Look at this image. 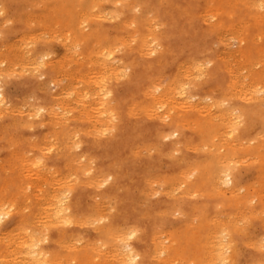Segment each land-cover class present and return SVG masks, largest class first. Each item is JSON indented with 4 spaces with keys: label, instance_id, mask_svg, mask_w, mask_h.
Returning a JSON list of instances; mask_svg holds the SVG:
<instances>
[{
    "label": "rangeland",
    "instance_id": "rangeland-1",
    "mask_svg": "<svg viewBox=\"0 0 264 264\" xmlns=\"http://www.w3.org/2000/svg\"><path fill=\"white\" fill-rule=\"evenodd\" d=\"M1 1L3 2V3H1ZM7 1H9V0H0V4H1V6H0V22H1V20L3 19V21L5 20L6 22H8V20H9V23L7 24V23H5V21L3 22H1L0 23V28L2 27V25L4 26V28H3V30H2V28L0 29V36L2 37V35H4L3 34V32L5 33V37L2 39L1 37H0V39H2V41L0 40V69H1V67H2V69L1 70H3L4 71V73L6 74V71L8 72L5 76H3L2 78H1V82H0V85L1 86H3V89L7 92V95H8V100L11 102V106H13V105H15V106H13V107H11L10 106V109H12V108H16V106H17V109H19V112H20V114H17L16 115V113H15V116H13L12 114H11V112H9V113H7V114H4L3 115V117H0V162L2 163V164H0V188L2 187V185H3V183H7L6 181H10V183L11 184H6L7 186H4L5 188L7 187V189H6V191H9L10 190V192H6V194H5V196H6V198L5 199H7V200H9V199H11L12 201H14L13 199L14 198H12V196L14 197L15 196V199L17 198V200H18V198H19V200L20 201H17V203H19L20 202V204H21V202H22V204L20 205V204H17L15 201H14V203H16V206H18L17 208H16V210L17 211H15V213H14V215H13V217H11V219L8 221V223L4 226V228H3V230H5L6 229V231L5 232H9L8 231V229L10 230V228L12 229V228H17V227H19V226H21V225H23L24 224V222L22 223L21 222V217H20V215L17 213L18 212V208H20L19 209V211L20 210H22V211H25L24 212V214H26L25 216L27 217V215L29 216V217H27V219H26V222L27 221H31V219H32V221H34V220H36V222H35V224L36 225H39L40 223H43V222H45L44 224L46 225V223H47V218L44 216L46 213H45V209H44V207L46 206V205H49L50 206V202H47V204H45L44 202H42V201H44V198L43 197H45V196H48V194L52 191L51 189H52V186H50L49 184H53V182L55 181V180H57V182H58V180H59V178H61V179H68L71 175L73 176H71V179L72 178H74V179H72V180H74L75 181V177H78V179L76 178V181H78V180H81V181H79L77 184H75V188H74V190H73V192H72V194L70 195V202L73 204V213H75V214H77L76 216V219L78 218V217H80V218H78L79 220H82V222L84 221V223L81 225L80 223L79 224H77V225H70V226H68L67 228H66V231H63V233L64 232H67V234H69V238L68 239H70V238H75L74 236H77L78 235V237H80L79 236V234L78 233H80V235H81V237L83 238H85V240L86 241H88L87 240V238H89L90 240H92V241H94L95 239H96V234H95V232H94V227L91 225V224H89L88 223V220H89V218L87 219V217H89L90 216V220H92L93 219V217L95 218V217H98V215H105V214H103V213H107V212H109V202L111 203V205H115L113 208L114 209H111V212L112 213H108V215H110L111 217H112V219H111V221H112V223H114L116 226H118V227H121V228H124V229H130L132 226H133V228L134 229H137V231L139 232V234H138V236H137V238H135V240H140V242H139V244H140V249H141V251L143 252V253H152V252H154V239H152V238H154V236L158 233V232H160V233H164V234H158L157 236H155V238L156 237H160V239H164V241H168V238L166 237V236H168V237H170L171 235L170 234H172V230H173V233H175L176 234V232H177V234H176V236H177V238H178V236H179V238L178 239H183V235H181L182 233H185V235H186V233L188 234V232L189 231H194V229H195V227H194V225H193V223H191V219H192V221L194 222V223H196L195 225H197V223L198 222H196V220L199 218V215H196V214H199V212H196V211H200L199 209L201 208V207H203L204 205L203 204H205L206 203V205L207 206H204V207H207L208 208V217L211 219V218H213L212 216H214V218H213V221L216 219V221H214V223L215 224H218L219 222H220V220L222 221V220H224L225 219V217H226V220H227V218L231 215V216H234V217H236L237 218V222L241 219V218H244V217H242L243 215H245V213H246V211L248 210V209H246V207H248V205L245 207V206H239V211L237 210V208L234 206V203H231L230 205H228L227 203L228 202H226V201H229V200H231L232 201V199H235L233 196H231V195H226V197L225 198H223V199H225V201L223 202V201H220L221 199H219V200H214V199H212V198H208L205 194H204V196L202 195V194H198V193H194L195 195L196 194H198L197 195V197L196 198H194L192 195H191V197H189L188 196V199H186V201L184 202V204H182V206H183V213H181V212H179V211H182V210H177V206H178V202H176L175 201V199H177V198H180V194H182L181 193V190H176V191H174V194L172 193V188L171 187H169L170 185H169V183H167L166 182V180L167 179H165V180H163V176L162 175H164L165 174V178H168V180H173V182L175 183V186L174 187H176V183H178V181H179V178L177 177V176H179V174H178V171H179V173H182V172H184L185 170H183L184 168H186V170H188V168H189V166H190V164L191 165H194L195 164V161H196V164H198L199 162H201V163H203V159L205 158V159H207L206 157H208V154H207V151L209 150H207L205 147V149L203 148V147H201V145L203 146V142L204 141H202V139L204 140V138H201L202 136L200 135V130H197V129H199L198 127L200 126L199 125V118H200V114L199 113H196V112H193V111H190L191 113L190 114H192L191 116H189L190 114H185V112L186 113H188V111L190 110V108L189 107H187L188 109L187 110H185V112H184V110H178V112H183L185 115H186V118H188V119H186V122L189 124H187L186 122H183L182 123V125H181V128L179 129L181 132L179 133V137L177 138V137H175L173 140H177V139H179V140H181L182 142L181 143H179V144H177V145H179V146H174V147H169V143H170V141H167V140H164L163 139V136L161 135V134H163V131L166 133L167 132V127H166V125L165 124H160L159 123V115H162L163 113H164V110H166L165 109V107L164 108H160L159 110H157V112L158 113H162V114H159L158 115V113H157V115L156 114H154L153 116L154 117H152V116H148L147 115V113H146V111H145V113L146 114H142V115H139V116H136V114H138L139 112H140V114L145 110H143V109H141L142 107H141V105L142 106H144V102H145V96H144V92H145V90L149 87V86H151L152 85V83H153V81H154V79H155V81H157V79H156V77L158 78L160 75H161V77H159L158 79V82H160V81H162L161 83H162V85H166L168 82H169V79H171L172 80V78H173V80L175 79V80H178L179 78V80H180V84L181 85H185L186 84V86L188 87V89H192L191 91H188L189 92V94L192 92L193 94H194V96H196L197 98H198V95H199V97H202V99H204L203 101H202V103H201V106H205V104H203V103H209L210 101L208 100V101H206V102H204L205 101V97H207V96H211V97H213V99H219L220 97L221 98H223L225 95H226V93L227 94H229L230 93V83H231V81L230 80H232V78H236L235 77V74H239L238 75V78H239V76H241L239 79H244V76H243V73H244V75L246 76L248 73H252L253 71L254 72H259V70H258V66L260 65L261 67H259L260 69H262L263 67V63L262 64H259V62L261 63L263 60H264V55H260V52H258V50L260 49V48H262V49H264L263 47H264V24H263V22L261 23V28H260V24L259 23H257L258 24V27L259 28H257L256 26H257V24H255L256 23V21H255V23H253L254 22V20L253 19H251L252 18V15H248L247 14V12H248V10L253 14V15H255L258 19H257V22H260V15H261V12H262V10H263V8H261L262 10H261V12H258V11H260V9H258V8H249V7H247L246 5H243L242 3H241V1L243 2L244 0H239V3H241V4H237V0H222V2H224V1H226V2H224L225 4H222L221 3V0L220 1H215L216 3H214V1L212 2L211 0H138L139 2H140V4H141V2H143L142 3V5H144V3L146 4V6H142L141 8H140V11H137V12H144V9H147V16H152L153 14L155 15H157L158 17H159V19H160V24L162 23L163 24V26L162 25H160V30L162 31V51L159 49V51H158V53H157V55H151V56H145V55H141L140 53H139V51L137 50V49H135V50H133L130 46H129V43L128 42H130L129 40L132 38V32H133V28H134V30L136 29L134 26H136V25H130L131 27H129V26H127L128 28L126 29V26L124 25V24H126L127 23V21L130 23L131 21L130 20H133L134 19V15H135V17L136 16H142L141 14L142 13H138V14H140V15H137V12L135 11H129V10H127V9H125L124 10V15L123 14H120V16L122 15V17H117V18H114L113 19V17H112V21L111 20H109V19H111L110 17L113 15V14H115V13H112L111 11L112 10H114L115 11V6H113V4H112V0L109 2V0H107V2L106 1H103V0H96L95 2H96V4H95V6L94 7H97V4L98 3H100L101 1H103V2H106V4L104 5V7L102 6L101 7V5H102V2L100 3V5H98L99 6V8H100V10L102 11V9L104 8L105 9V11H104V9H103V11L104 12H106V10L108 9V11L109 10H111V11H109V13H108V18H107V20L108 21H106V19H105V17H103V15L105 16V13H103V11L102 12H99L98 13V8H94L93 7V9H85L84 7H82V8H79V7H77V6H79L78 4H74L75 6H76V8H77V11H75V13H73L74 15H76V17H78V18H75L74 17V15L73 14H70L72 17H70V15H68V11L67 10H65V9H61L60 8V3H59V1L58 0H54L53 2L51 1V0H45V1H43V0H23V1H25V2H22V0H10L9 2H7ZM13 1H14V3H13ZM28 1H30V2H28ZM32 1H34L33 3H31ZM35 1H37L38 3V6H40L39 7V9L37 8V4H35ZM46 1H48V2H46ZM74 1V0H73ZM100 1V2H99ZM134 1V0H133ZM135 1H137V0H135ZM206 1V2H205ZM211 1V2H210ZM228 1V2H227ZM231 1V2H230ZM236 1V5L234 4V2ZM254 1H257V0H254ZM258 1H260V0H258ZM19 2H22V3H19ZM28 2V3H27ZM39 2H41V3H39ZM52 4H51V3ZM128 2H129V0H128ZM130 2H132V0H130ZM262 2L264 3V0H262ZM14 5H13V4ZM84 4H85V7H87L88 5H89V1L88 0H84V2H83ZM92 3V2H91ZM207 3V4H206ZM214 3V4H213ZM222 4L223 5V7L221 6V7H216L218 4ZM226 3H230L229 5L228 4H226ZM233 3V4H232ZM18 4V5H17ZM27 4V5H26ZM30 4V5H29ZM48 4V5H47ZM67 4V5H66ZM65 4V7H67L68 9H69V11L71 10V8H72V6L71 5H69L70 4V1L68 2V3H66ZM71 4H73V3H71ZM34 7H33V6ZM46 5V6H45ZM51 5H52V9L50 8L51 7ZM121 4H119L118 5V7L117 8H121V6H120ZM177 5V6H176ZM210 5V6H209ZM213 5H215V7H216V9H214V10H216V12H214L213 11V13H218L219 15L218 16H220L221 18L219 19V17H218V19H217V17H215V18H213V20L215 19V20H217L216 22H215V20H214V22H213V20H212V17H211V15H209L210 13H212V11H210L209 9H211V6H213ZM224 5H225V7H224ZM235 7H234V6ZM238 5V6H237ZM27 6V7H26ZM32 7L34 10H32V8H30V7ZM49 6V8H48V10L52 13V11L53 12H55V10H60L59 11V13H61V14H59V13H57L58 15H61V16H58L57 14L55 15L54 13H50V12H46V11H48L47 10V7ZM191 6H192V8H191ZM230 6V7H229ZM232 6H233V8H232ZM240 6V7H239ZM6 8V9H4V8ZM151 7V8H150ZM206 7V8H205ZM208 7V8H207ZM228 7V8H227ZM237 7H239L238 9H237ZM243 7V8H242ZM13 8V9H12ZM37 8V9H36ZM41 8V9H40ZM75 8V9H76ZM122 8L124 9V5H123V3H122ZM142 8H144V9H142ZM183 8H185V9H183ZM248 8V9H247ZM21 9V11H18V10H20ZM27 10V9H29V10H31V12H29V10H27V11H24V10ZM80 9V10H79ZM82 9V10H81ZM204 9H205V12H204ZM229 10L230 9V11L232 12V9L234 10V12L232 13V15H229V16H227V13H224V11H226V12H229V11H227V10ZM258 9V10H257ZM13 10V11H12ZM15 10V11H14ZM17 10V11H16ZM41 10V11H40ZM52 10V11H51ZM96 10H97V12H96ZM211 10H213V9H211ZM243 12H242V11ZM257 10V11H256ZM5 13H4V12ZM85 11V12H84ZM86 11H88V13L86 12ZM90 11V12H89ZM107 11V12H108ZM113 11V12H114ZM208 11H210V12H208ZM258 12V14H256V12ZM1 12L3 13V15H1ZM11 12V13H10ZM16 12H17V14H16ZM18 12H19V14H18ZM97 13V15L98 14H100L101 15V17H100V15H99V17L97 16V18H95L94 17V21L92 20L93 18H91L90 17V15H89V13H92V15L91 16H94L96 13ZM134 12V13H133ZM186 12H188V13H186ZM200 12H202V14L200 13ZM250 12H248V13H250ZM254 12V13H253ZM29 13H31V14H29ZM47 15H46V14ZM62 13L64 14L63 16H62ZM81 13H82V15H81ZM94 13V14H93ZM151 13H153V14H151ZM207 13V14H206ZM209 13V14H208ZM236 13V14H235ZM263 13H264V11H263ZM262 13V14H263ZM30 15V17H32V19L29 17V16H27V15ZM33 14H39L38 16L41 18H39V19H37L38 18V16H35V15H33ZM51 14V15H50ZM54 14V15H53ZM77 14H79V15H77ZM83 14L86 16H83ZM89 16V18L87 17V15ZM144 14V13H143ZM189 14V15H188ZM201 16H200V15ZM206 14V15H205ZM221 14H226V15H221ZM238 14H239V16H238ZM245 14H247V15H245ZM8 15H9V17H8ZM13 15V16H12ZM32 15V16H31ZM45 15H46V18H45ZM107 15V14H106ZM194 15V16H193ZM203 15H205V16H207V15H209L210 16V18L207 16V18L205 17V16H203ZM6 16V17H5ZM12 16V19L10 18ZM15 16H17L15 19H14V17ZM44 16V17H43ZM52 16V17H51ZM60 17V19L59 18H57L56 20H55V18H53V17ZM66 16V17H65ZM70 17V19H72V20H75L76 22H77V25L74 23V22H72V20H67V17ZM230 16H234L232 19H230ZM19 17V18H18ZM27 17L29 18V19H27ZM68 17V18H69ZM73 17H74V19H73ZM82 17V18H81ZM229 17V18H228ZM5 18V19H4ZM55 20V21H53L52 22V20L53 19ZM64 18H66V20H67V22H68V24H69V21H70V25H74V26H72V28L70 27V25H68L67 24V26H66V20L64 19ZM103 18V19H102ZM123 19V21L121 22L120 20L121 19ZM194 18H195V20H194ZM243 18V22H245L244 23V25H243V22H241V19ZM8 19V20H7ZM18 21H17V20ZM43 19H45V22H43L44 20ZM48 19H50V22L49 21H47ZM80 19H84V21H82V20H80ZM100 19V20H99ZM115 19H118L117 21L115 20ZM197 19V20H196ZM208 21L207 23H206V20ZM239 19H240V22H239ZM245 19V20H244ZM26 20H28V21H26ZM30 20H32V21H30ZM35 20H37L36 21V23L37 24H35ZM39 20V21H38ZM42 20V21H41ZM65 21V23L64 22H62V21ZM95 20L98 22L99 21V23H95ZM104 20V21H103ZM209 20H210V22H209ZM212 20V21H211ZM219 20H221V21H223V22H221V21H219ZM11 21V22H10ZM13 21L15 22V23H13ZM82 21V22H81ZM87 21V22H86ZM103 21V22H102ZM221 22L223 25H225L226 27H227V29H226V27L224 28H222V29H219L218 31H217V29H218V25H217V22ZM246 21L248 22V24L246 23ZM21 22V23H20ZM31 22V23H30ZM34 22V23H33ZM43 23V24H41V23ZM79 22H81L82 23V26H81V23H79ZM90 22V23H89ZM102 22V23H101ZM119 22V23H118ZM125 22V23H124ZM230 22H231V26L229 25L230 24ZM232 22H235V23H232ZM252 23V24H254L255 25V27H253L254 25H249V23ZM3 23V24H2ZM23 23V24H22ZM27 23H29V25L27 24ZM46 23H47V25H46ZM51 23L54 25L53 26V31H54V27L56 28L55 29V32H59V31H61V32H59L58 34L57 33H53V31H52V29L51 30H49V27H51L52 25H51ZM58 23V24H57ZM62 23V24H61ZM129 23L128 24H126V25H129ZM241 25V26H245L246 28L248 27L247 25H249V26H251V27H248L249 28V30L247 31L248 33L245 35V34H243V32L241 33L242 35H245V37H243L241 34H239L240 32H241V30L243 31L244 29H246L245 27H243L244 29H240L241 28V26L239 27V24ZM2 24V25H1ZM41 26H40V25ZM46 25V27H45V25ZM55 24H57V25H55ZM80 24V25H79ZM86 24L88 25V27L86 26ZM116 24V25H115ZM119 26H118V25ZM165 24V25H164ZM5 25H6V28H5ZM31 25V26H30ZM59 25H61V26H65L66 28H68V27H70V28H68V32H69V30H72L73 31V34H71V32L72 31H70L69 32V37L67 38V31H66V29L64 28L63 30H61L62 28H60L59 29ZM77 26V29H76V26ZM93 25H95L94 27L95 28H93ZM97 25H99V26H97ZM214 25H216L215 26V28H214ZM227 25H229L230 27V29L228 28V26ZM12 26V27H11ZM25 26H26V28H25ZM30 28H29V27ZM32 26H34L35 28L33 29V27ZM59 26V27H58ZM79 26V27H78ZM80 26H81V30H82V32L84 33L85 32V34H87L86 33V31L88 30V33H90V34H92L93 32L95 33V34H93V37H91V41L90 42H88V46H84L83 47V45L84 44H81V45H78V46H82V47H79V48H77V46H73V44H71V43H73V40H75V39H73L72 38V36L74 37V38H76L77 37V34H78V30L80 29ZM83 26L85 27V28H83ZM104 27V29H102V31H100L101 30V28H99V27ZM116 26V27H115ZM147 26V25H146ZM27 27H28V30H24L23 28H25V29H27ZM105 27H106V33H105V35L107 34V38H105L104 37V31H105ZM111 27H113L112 29H109L108 30V28H111ZM237 27V28H236ZM79 28V29H78ZM89 28H92L91 30L89 29ZM98 28V29H97ZM138 28V27H137ZM231 28H232V30H231ZM234 28V29H233ZM14 29V30H13ZM16 29L18 30L19 29V31L20 32H18V31H16ZM58 29V31H56ZM95 29H97L96 31H94ZM116 29V30H115ZM213 29H215V30H213ZM235 29H236V31H235ZM258 29H263L261 32H260V30H258ZM2 30V31H1ZM8 30H9V32L10 31H14V32H16V33H14L13 31L11 32V33H9L8 32ZM43 30L45 31V32H43ZM122 30V31H121ZM128 30V31H127ZM238 30V31H237ZM23 31H25L24 33L26 34V36L24 37V33H23ZM30 33L29 35H28V32ZM34 31V32H33ZM40 31H42L43 32V34H41L42 32H40ZM51 31H52V34H51ZM92 31V32H91ZM100 31V32H99ZM216 31V32H215ZM228 31H229V33H231V34H229L228 33ZM245 31V30H244ZM259 31V33H260V36L257 34V32ZM2 32V33H1ZM21 32H22V34H21ZM63 32V33H62ZM64 32H65V34H64ZM76 32V33H75ZM97 32H99L98 33V35L99 36H101L102 34H103V37H104V39L106 40H103V39H101V41L104 43V45H102V42H101V47H99L100 45H98V44H100L99 42H98V38H96L98 35L96 34ZM18 33V34H17ZM47 34V35H45V34ZM125 33H126V36H125ZM129 33H131V34H129ZM146 33V32H145ZM225 33V34H224ZM228 33V34H227ZM33 34V38H34V40H33V38H30L31 37V35ZM39 34V36L41 37H39V36H37ZM57 34V35H56ZM64 34V35H63ZM123 34V35H122ZM128 34V35H127ZM229 36V37H226L227 35ZM237 34V35H236ZM255 34V35H254ZM21 35V36H20ZM42 35H44V38H42ZM49 35V36H48ZM54 35V36H53ZM61 35V36H60ZM94 35H97V36H95V38H94ZM120 35H121V37H120ZM166 35V36H165ZM225 35V36H224ZM235 35V36H234ZM257 35V37H255ZM19 36H20V38L21 39H24L23 40V42L24 41H26L27 43L28 42H30L32 45H34V46H32L30 43V45L28 46V44L25 42V43H23V44H25V46H28V49H30V50H28L29 52L31 51V53L30 54H28V53H25V52H28V51H26L27 50V47H25V46H22L21 44H22V40L19 38ZM45 36H48V38L50 39V41H47V40H49V39H47V37H45ZM55 36H57V37H55ZM61 37V40H60V37ZM109 36H111V37H109ZM114 36H116L118 39H117V41L116 40H114L113 38H114ZM123 36V37H122ZM125 36V37H124ZM131 36V38H129ZM172 36V37H171ZM240 36H242V37H239ZM251 36H253L252 38H251ZM24 37V38H23ZM27 37H28V39L30 38L31 39V41L33 42H31V41H29L28 39H27ZM56 39H55V38ZM59 37V38H58ZM67 38V39H65V38ZM70 37H71V40H70ZM121 38V40H120V38ZM126 37H127V39H126ZM231 37V38H230ZM234 39H236V40H234V41H236L235 43L233 42V38ZM259 37V38H258ZM14 38L16 39V40H14ZM46 38V40H44ZM63 38V39H62ZM110 38V40H109V42L107 41L108 39ZM224 38H226L227 40H225ZM230 38V41L228 42V39ZM242 38H246V39H250L251 41H253V43L251 42V41H248L247 40V43L246 44H242V48H244V50H250L251 51V53H252V55L254 56L255 55V60L254 61H256V63L255 62H253V65L254 66H247V65H244V63L241 61L242 60V56L240 57V55L242 54H237L238 52L237 51H239L240 52V50H238V49H240L239 48V46H240V44H239V41H237V40H240V39H242ZM11 39V40H10ZM18 39L20 40V41H18ZM26 39V40H25ZM58 39V40H57ZM65 39V40H64ZM73 39V40H72ZM97 40V42H95ZM126 40H128V42L126 41ZM37 41H38V43H37ZM69 41V42H68ZM113 41H115V42H113ZM118 41H120L121 43H122V45H119V43L120 42H118ZM226 41L228 42V43H226ZM232 41V43L230 44V42ZM255 41H257V42H255ZM261 42V43H259V42ZM263 41V42H262ZM19 42L21 43V44H19ZM63 42H65L64 44H62ZM95 42V43H94ZM116 42H118V43H116ZM222 42V44H219V43H221ZM223 42H225V43H223ZM5 43H7V45H8V47L6 46V44L4 45ZM9 43H11V45H9ZM15 43V44H14ZM74 43H75V41H74ZM91 43H94V46H95V44H96V46L99 48V52L97 53V47L95 46V48L93 49V45L91 44ZM107 43V44H106ZM113 43H115V45H118L117 47H119V48H117V47H115L114 46V44ZM120 43V44H121ZM252 43V44H251ZM256 43H257V45H256ZM1 44H3L2 45V47H1ZM36 44V45H35ZM43 44H45V45H43ZM67 44H69V45H67ZM71 44V45H70ZM219 44V45H218ZM223 44H225V45H223ZM227 44H228V46L230 47V49H229V47L227 46ZM238 44H239V46H238ZM19 45H21V46H19ZM106 45V46H105ZM107 45H112L111 47L110 46H108L109 47V49L107 48ZM217 45V46H216ZM232 45V46H231ZM252 45V46H251ZM254 45V46H253ZM258 45L260 46V47H258ZM4 46H6L5 48H4ZM70 46V47H69ZM72 46L75 48H72ZM91 48H90V47ZM123 46H126V48H122ZM10 47H14L12 50L14 51H12V50H9L10 49ZM22 47V48H21ZM24 47V48H23ZM89 47V48H88ZM106 47V48H105ZM129 47V48H128ZM236 47V49H237V51H236V49H234V48ZM252 47V48H251ZM9 48V49H8ZM15 48H16V50H15ZM21 49V51H20V49ZM26 48V49H25ZM67 48H68V50H69V52L70 51H77L78 52V50H81L82 51V53L85 55V54H88L87 55V57L86 56H81L82 54H81V52L79 51V53L78 54H76L77 52H75L74 51V53L76 54H74L73 52H71V53H69L68 52V50H67ZM69 48H71V50L69 49ZM83 48V49H82ZM88 48V49H87ZM105 48V51H107V50H110V51H112L113 53V56H110V57H113L114 58V60H111V58L110 57H108L107 56V58H109L113 63H111V65L110 64H108L107 62H110V60L109 61H106V58L105 59H103V62L102 61H99V59L101 60V56H102V54H104V49ZM114 48H116V49H114ZM246 48V49H245ZM247 48H250V49H247ZM4 51V53L5 54H2L1 52H2V50ZM5 49V50H4ZM103 50V53L102 52H100V50ZM234 50V53H233V50ZM23 50H24V52H23ZM93 52H92V51ZM120 50V51H119ZM121 50H122V52H121ZM123 50H125V52L123 51ZM131 50V52H129ZM211 50V51H210ZM213 50V51H212ZM226 51V52H224V51ZM228 50H231V51H228ZM257 50V51H256ZM10 51L12 52V57H11V54H10ZM17 51V52H16ZM33 51H35V53L33 52ZM49 51V52H48ZM88 51V52H87ZM242 51H243V49H242ZM9 52V53H8ZM22 52L23 53H25V54H22ZM48 53V57L49 58H47V59H45L46 61H44V63L46 64V65H48V68L46 69V70H44V69H42V68H38V71H36L37 69H36V67H35V65L33 66V64L31 63L32 62V60H34V59H36V57L38 56L39 58H40V56L42 55V54H45V53ZM55 52V53H54ZM65 52L67 53V54H65ZM119 52V53H118ZM229 54H228V53ZM244 52V51H243ZM21 54V57H22V59H21V57H20V55L19 54ZM53 53V54H52ZM64 53V54H63ZM100 53V54H99ZM115 53V54H114ZM220 53V54H219ZM222 53V54H221ZM19 56H18V55ZM31 54H32V57H31ZM71 54V55H70ZM81 54V55H80ZM96 54V55H95ZM200 54H202V55H200ZM219 54V55H218ZM226 54V55H225ZM5 56V58H4V56ZM40 55V56H39ZM53 55H55V56H53ZM65 56L66 57V59H67V62H66V60L64 59L65 57H60V56ZM67 55H68V57H69V55H70V57L69 58H67ZM75 55V57L73 58V56ZM94 55V56H93ZM98 55V56H97ZM220 55L222 56V57H220ZM237 55L239 56L238 58H239V60H238V58H237ZM18 56V57H17ZM23 56H24V59H23ZM26 56V57H25ZM30 56V57H29ZM89 56V57H88ZM91 56V57H90ZM100 56V58H96V57H99ZM230 56V57H229ZM259 56V57H258ZM8 57H10L11 59H9ZM14 57H16V59L17 60H19V59H21L23 62H21V60H19L18 62L15 60V58ZM38 57H37V59H38ZM61 59H60V58ZM74 59V61H75V63H74V61H73V59ZM80 57H83V58H81L80 59ZM102 57H106L105 55H103ZM137 57V58H136ZM206 57V58H205ZM208 57V58H207ZM218 57V58H217ZM220 57V58H219ZM224 57V58H223ZM229 57V58H228ZM27 58L29 59V60H27ZM30 58H32L31 60H30ZM59 58V59H58ZM86 58H88L87 60H90V61H92V63L93 64H95V66H93V64L91 65V62L89 63V61H87V60H84V59H86ZM91 58V59H90ZM95 58L97 59L96 60V62H95ZM115 58H117V60L118 61H115L116 59ZM136 60H135V59ZM190 58H193V59H191L190 60ZM204 60H203V59ZM210 58V60H211V62H210V60H209V62H208V59ZM13 59L16 61V62H13ZM69 59V60H68ZM77 59V60H76ZM78 59H79V61H78ZM94 59V60H93ZM121 59H122V62L126 65H124L122 62H121ZM132 59H134V62L135 61H137V62H132L133 60ZM206 59V60H205ZM212 59H215V60H212ZM3 60H5L4 61V63H2L1 64V61H3ZM71 60V61H70ZM108 60V59H107ZM120 60V61H119ZM190 60V61H189ZM199 62H198V61ZM204 62L203 64H202V62ZM261 60V61H260ZM7 61H9L8 63H7ZM39 61V60H38ZM49 61H51V62H49ZM132 63H131V62ZM184 62V64H183V66H182V63ZM196 63L194 66H195V68L197 69H195L194 68V66H193V64H191V63ZM206 61V62H205ZM216 61V62H215ZM229 61V62H228ZM22 64H21V63ZM35 62V61H34ZM49 62V63H48ZM72 62V63H71ZM86 62H87V64H86ZM99 63V64H101V65H96V63ZM102 62V63H101ZM104 62H106L107 64H108V66L106 65V63H104ZM120 62V63H119ZM130 62V63H129ZM190 63L189 64V66H188V64L187 63ZM201 62V63H200ZM231 62V63H230ZM241 62V63H240ZM18 63H20V64H18ZM29 63V64H28ZM51 63V64H50ZM66 63V64H65ZM74 63V64H73ZM76 63H78V64H76ZM83 63V64H82ZM88 63H89V65H91V68L89 69L88 68ZM104 63V64H103ZM117 63H119V65L121 66V63L123 64V66H121V67H123V69H125L126 67H128L129 68V71L127 72L128 73V75H127V78L126 79H118V76H116L115 74H116V71H114L115 69L114 68H121V67H119V65L117 64ZM128 63V64H127ZM180 63V64H179ZM186 63V64H185ZM199 63V64H198ZM208 63V64H207ZM217 63V64H216ZM229 63V65L231 64V65H233V63H234V69H233V67L230 65H227ZM4 64V65H3ZM10 64H12V66H13V68H11V69H13V70H10L9 71V68L10 67H12V66H10ZM16 64V65H15ZM17 64L19 65V67L17 66ZM61 65V69H59L60 67H58V66H60ZM69 64H71L70 65V67H69V69L68 70H70V71H73L74 73H72V72H70V71H66L67 70V66L69 65ZM86 66H85V65ZM103 64V65H102ZM118 65V66H116V65ZM201 64V65H200ZM207 64V65H206ZM211 64H213V65H211ZM239 64L241 65V66H239ZM259 64V65H258ZM3 65V66H2ZM14 65H15V67H14ZM26 65H28L26 68H25V66ZM114 65V66H113ZM131 65H133V66H131ZM149 65H150V67H149ZM186 65V66H185ZM198 65H200V66H198ZM206 65V66H205ZM211 65V66H210ZM220 65V67H218ZM226 65V66H225ZM236 65H238V66H236ZM257 65V66H256ZM20 66H22V67H20ZM29 66H31V67H29ZM93 66V67H92ZM107 66V67H106ZM112 66H113V68H112ZM178 66V67H177ZM182 66V67H181ZM187 68L188 67V70L185 68V67ZM198 66V67H197ZM203 66L205 67V68H203ZM209 66V67H208ZM247 66V67H246ZM17 67V68H16ZM111 67V68H110ZM192 67H193V69H192ZM225 67V68H224ZM226 67H230L229 68V71H231L232 72V74H229V72L228 71H226L227 69H226ZM237 67H239V69L237 68ZM242 69H241V68ZM246 67V68H245ZM251 67H253V69H251ZM255 67V68H254ZM8 68V69H7ZM16 68V69H15ZM25 68V69H24ZM54 68V69H53ZM65 68V69H64ZM71 68V69H70ZM93 68V69H92ZM128 68H126V69H128ZM181 68H183V69H181ZM203 68V69H202ZM218 68V69H217ZM222 68V69H221ZM244 68H245V70H244ZM247 68H248V70H247ZM62 69H64V70H62ZM92 69V70H91ZM101 69V70H100ZM179 71H178V70ZM189 69H192V70H189ZM249 69H250V71H249ZM20 70H21V74H22V72L24 71V73L22 74V77H20L19 75H21L20 74ZM23 70V71H22ZM28 70H30V71H28ZM91 70V71H90ZM200 70V71H199ZM206 70V71H205ZM208 70V71H207ZM239 70V71H238ZM242 70V71H241ZM247 70V71H246ZM251 70H252V72H251ZM17 72L16 74H17V76L13 73V72ZM26 71H28V73L26 72ZM35 71V73H33V72ZM59 71H62V72H60L59 73ZM95 71V72H94ZM98 71V72H97ZM101 71V73H99ZM185 72V73H187V71L190 73L191 72V74H189V73H187L186 74V76H182L181 75V72ZM192 71H194V74H192L193 72ZM202 71V72H201ZM12 72V73H11ZM41 72V73H40ZM65 72V73H64ZM183 72H182V74H183ZM197 72V73H196ZM198 72H201L199 75H202V78L200 77V76H198ZM205 72L206 73H209V74H206L205 75ZM230 72V73H231ZM236 72V73H235ZM242 73V75H241V73ZM247 72V73H246ZM10 73L12 74L11 75V78H9L8 79V77H10ZM27 73V74H26ZM63 73V74H62ZM84 73H85V76H90L88 73H93V74H95V75H92L93 76V78L95 79V78H97V79H99V81H101V84L99 83L98 84V81H96V80H93V78L92 79H90V81H89V79L87 80V78L85 79L84 77H82V76H84ZM97 73H99V74H97ZM104 73H106V74H104ZM178 74V76H176L177 74ZM180 73V74H179ZM185 73H184V75H185ZM234 73V74H233ZM33 74V75H32ZM66 74V75H65ZM69 74H72V75H69ZM77 74V75H76ZM105 75V76H103V75ZM111 74V75H110ZM189 74V75H188ZM197 75V77L199 78V80H198V78H196L194 75ZM204 74V75H203ZM14 75L16 76V77H14ZM34 75H37V76H34ZM41 77H40V76ZM45 75V76H44ZM58 75V76H57ZM64 77H63V76ZM67 75H69L70 76V79H69V76H67ZM98 75L100 76V75H102L101 76V78L103 77L104 79L102 80L100 77H98ZM113 75H114V78L112 79V77H113ZM231 75V76H230ZM44 76V77H43ZM75 76H76V78H75ZM80 76V77H79ZM91 76V77H92ZM112 76V77H111ZM165 76V77H164ZM191 76H194V78H192ZM230 76V77H229ZM19 77V78H18ZM35 77V78H34ZM54 77H55V80H56V82L54 83ZM63 77V78H62ZM79 77V78H78ZM91 77H88V78H91ZM106 77H109V78H106ZM117 77V78H116ZM4 78H6L5 80H4ZM41 78V79H40ZM58 78V79H57ZM60 78V79H59ZM68 78V79H67ZM80 79V80H82V81H79L78 79ZM82 78V79H81ZM83 78H84V80H83ZM106 78V79H105ZM160 78H161V80H160ZM168 78V80H166V79ZM178 78V79H177ZM185 78V79H184ZM188 80H187V79ZM190 78V79H189ZM203 78H205V80L203 79ZM231 78V79H230ZM76 79H77V81H76ZM150 79V80H149ZM153 79V81H151ZM164 79H165V81H166V83H164L165 81H164ZM183 79V80H182ZM54 80V81H53ZM87 81V83H86V81ZM94 81L93 83H91V81ZM112 80V81H111ZM170 80V81H171ZM179 80H178V82H179ZM201 80V81H200ZM5 81V82H4ZM58 81V82H57ZM60 81V82H59ZM168 81V82H167ZM186 81V82H185ZM192 82L193 83V85L194 86H192V83H189V82ZM50 82V83H49ZM69 82V83H68ZM86 84H85V83ZM90 82V83H89ZM97 82V83H96ZM104 82H105V84H108V85H111L113 88H115L117 91H119V92H123L124 90H126L124 93H122V96H124V103L122 104V106L120 107V108H118L117 109V112L119 113V118H117V120L118 121H114V124L116 123V126H115V128L116 129H112V131L110 132V130L106 133V131H105V128L106 127H104V128H102V129H104V133H102L101 135H104V134H106V135H104V136H98L97 134H98V130L97 129H99V124H96L95 122H97L95 119L96 118H94L95 117V115H94V117H92V115H90L91 113H93V109H95V113L97 114V111H98V109L94 106V104L92 105V98H93V96L92 95H94V97H96V95L99 93V91H101L102 92V88H101V90L100 89H97V88H100V87H102L103 85H104ZM111 82V83H110ZM129 82V84H126V83H128ZM152 82V83H151ZM184 82H185V84H184ZM189 84H188V83ZM151 83V84H150ZM196 83V84H195ZM205 83V84H204ZM47 84V85H46ZM78 85V84H80V86H78V88H77V86L76 85ZM81 84H84V86L83 85H81ZM228 84H229V86H228ZM72 85H74V87L72 86ZM89 85V86H88ZM91 85V86H90ZM100 85H102V86H100ZM128 85V86H127ZM196 85V86H195ZM198 85H200V86H198ZM76 86V87H75ZM85 86H87L88 88H89V90L87 89V87H85ZM94 86H96V89L94 88ZM41 87H43L44 88V90H43V88H41ZM47 87V88H46ZM56 87V88H55ZM62 87H66L67 89L69 88V91L70 90H72V89H75V90H72V91H70V92H72V95H70V96H68V98H67V95L63 92L61 95H63V96H61V95H59L58 93L60 92V89L62 88ZM84 87V88H83ZM91 87H93V88H91ZM127 87V88H126ZM196 87V88H195ZM218 87H220V89L218 88ZM41 88V89H40ZM46 88V89H45ZM79 89V90H77V89ZM193 88L194 89H196V90H193ZM209 88H210V90H209ZM218 88V89H217ZM229 88V89H228ZM94 89V90H93ZM213 91H212V90ZM226 89H227V91L228 92H225L224 93V91H226ZM46 90V91H45ZM54 90V91H53ZM90 90H92V91H90ZM215 90H219V92L217 91H215ZM32 91V92H31ZM65 91V90H64ZM87 91V92H86ZM94 91H96V92H94ZM48 92V93H47ZM51 92V93H50ZM91 92H93V94L91 93ZM32 93H34L33 95L34 96H32V95H30V94H32ZM77 93V94H76ZM80 93V94H79ZM83 93H85V97H82V95H84ZM87 93V94H86ZM222 93H224V94H222ZM64 94H65V96H66V98H65V96H64ZM78 95V96H76V95ZM90 94V95H89ZM101 95H102V93H100ZM99 94V95H100ZM27 95H28V98H27ZM86 95H88V97L89 96H91V97H89V98H91V100L86 96ZM100 95V96H101ZM222 95H224V96H222ZM53 96H54V98H55V96H57V99L55 100V99H52L53 98ZM58 96H60V98L58 97ZM177 97L176 98H179L178 100H180L181 101V99H180V95H179V97H178V95H176ZM203 96H204V98H203ZM62 97V98H61ZM76 97L78 98V99H76ZM102 97V96H101ZM142 97H144V98H142ZM30 98H31V100H30ZM65 98V99H64ZM84 98H87V99H84ZM220 98V99H221ZM35 99V100H34ZM37 99L39 100V101H41L42 103L44 102V104H46L48 107L47 108H49V109H51V108H53L55 111H57L58 113H59V115L61 116V114L63 113V112H61L60 111V109L58 108V107H60L62 104H65V106L67 105L68 107H70V108H72V106H73V108L75 109V111L73 112V114L71 115V117L73 118L72 119V122H71V125H70V127L72 128V129H70L71 131H72V134L74 133L75 134V132L77 133V131H78V135H79V138L83 141V145H82V149L81 150H78L77 151V153L75 154L74 153V151H72L71 149H69L70 147L69 146H67V145H70L71 146V143H72V139H71V137L72 136H69L68 135V133L69 132H71L70 130H69V132L68 133H66V132H64V130H65V127L63 126V124H59L60 126H58V125H55V123L57 122V120L58 119H53L54 117H50V116H48V115H44V116H42L41 118H31V119H33V120H31L30 118V120L28 119V117H27V114L29 113V111H30V105L31 104H33L34 102H39V101H37ZM64 99V100H63ZM69 99H72V100H70L69 101ZM73 99H74V102H73ZM75 99H76V101H75ZM83 99V100H82ZM94 99V98H93ZM128 99H130V100H128ZM199 99H201V98H199ZM25 100V101H24ZM34 102H33V101ZM58 100H60V101H58ZM81 100V101H80ZM132 100V101H131ZM141 100V101H140ZM177 100V101H178ZM198 100V99H197ZM83 101V102H82ZM84 101L85 102H87V101H89V102H91V105H89V106H87V108L88 109H90V107H91V111L90 110H87V108H86V110L90 113H88L86 110L85 111H83L84 109H83V107H81L82 105H79V104H81V103H84ZM180 101H178V102H180ZM31 102V103H30ZM33 102V103H32ZM62 104H61V103ZM89 102H88V104H89ZM113 102H115L116 103V105H117V101H112V105L114 106L115 105V103H113ZM135 102H137L138 103V105L137 106H135L136 104H134ZM194 103H195V101H193ZM192 102V103H193ZM233 103L231 104V105H233V107H237L236 105H240V107L241 106H243V105H246V103L245 102H243L242 100H240V99H235L234 101H232ZM27 103H28V105H27ZM57 103V104H56ZM68 103V104H67ZM76 103V104H75ZM142 103V104H141ZM191 103V104H192ZM51 104H52V106H58V107H56V109L54 108V107H51ZM70 104H72V105H70ZM203 104V105H202ZM242 104V105H241ZM60 105V106H59ZM78 106V107H77ZM80 106V107H79ZM51 107V108H50ZM72 108V109H73ZM76 108L78 109L79 108V110H76ZM134 108V109H133ZM144 108V107H143ZM129 109V110H128ZM138 109V110H137ZM163 109V110H162ZM135 110V116H132V112ZM162 112H161V111ZM176 110H177V108H176ZM9 111H11V110H9ZM60 111V112H59ZM142 111V112H141ZM173 111V110H172ZM171 111V113H173ZM87 112V114H84V113H86ZM102 112V111H101ZM127 112H128V114H127ZM18 113V112H17ZM23 113H25V114H23ZM78 113H80L79 115L80 116H82L83 114V116L82 117H79V118H77L78 117ZM94 113V114H95ZM9 114V115H8ZM22 114V115H21ZM199 114V115H198ZM207 114V113H206ZM77 115V116H76ZM91 117H90V116ZM101 115H103V116H101V118L102 117H104V115L105 114H101ZM128 115V116H127ZM188 115V116H187ZM70 116V115H69ZM74 116L76 117L75 119H74ZM87 116H88V118H87ZM106 116V115H105ZM130 116H132V117H130ZM199 116V118H198V120H197V118L195 119L194 117H198ZM17 119L18 118V120H16L15 118ZM156 117V118H155ZM158 117V118H157ZM189 117H192L193 118V120H194V122H193V120H192V122H191V119L192 118H189ZM81 118H87L86 120L85 119H81ZM93 118H94V120H93ZM151 118H152V120H151ZM255 118V117H254ZM41 119V120H40ZM50 119V120H49ZM81 119V120H80ZM102 119H105V118H102ZM21 122H20V121ZM46 120V122H44ZM52 120H54L55 121V123L52 121ZM78 120V121H77ZM188 120V121H187ZM201 120V119H200ZM50 121H52V122H50ZM93 123H95V126L91 123V122ZM198 122V124L196 125L195 124V127H192L190 124L192 123L193 125H194V123H196V122ZM257 120H255V122L254 121H252L253 123H252V125L250 124L249 126H247V131H243V136H244V138L245 139H252V138H254V137H256L257 136V134L259 135H264V124H262V122L260 121H257ZM15 122V123H14ZM30 122V123H29ZM40 122V123H39ZM41 122H43V123H41ZM167 122H168V120H167ZM190 122V123H189ZM97 123H99V122H97ZM200 123H202V122H200ZM258 123V124H257ZM1 124H3V126L1 125ZM5 124H6V126L8 127H6L5 126ZM26 126H25V125ZM29 124H30V126H29ZM37 124V125H36ZM43 125V127H40V126H42ZM54 124V126H52ZM183 124H184V126L185 127H189V126H191V127H189V128H184V127H182L183 126ZM185 124H187V125H185ZM245 125L247 124V123H244ZM259 124H261V126L259 125ZM8 125H10V126H8ZM29 127H28V126ZM88 125H89V128H88ZM245 125H243V128H246V126ZM24 126V127H23ZM32 126H33V128H32ZM56 126H57V128H59V129H57L56 128ZM90 126H92V127H90ZM94 126V127H93ZM97 126V127H96ZM197 126V127H196ZM250 126H252V127H250ZM254 126H256V127H254ZM2 127H4V128H6V130L5 129H3ZM12 127V128H11ZM97 128V129H94V128ZM254 127V128H253ZM77 128H78V130H77ZM79 128H81L80 130H79ZM87 128H88V130H87ZM113 128V127H112ZM183 128V129H182ZM202 128H206V125H204V124H202ZM260 130H259V129ZM33 129V130H32ZM50 129H53V131L52 130H50ZM75 129L77 130V131H75ZM84 129H85V133L87 132V134L85 135V133H84ZM89 129H93L92 131H95V132H93V135L90 133L91 131H89ZM158 129V130H157ZM182 129V130H181ZM257 129V130H256ZM57 130H60V131H57ZM63 132H62V131ZM82 130H83V132H82ZM87 130V131H86ZM96 130H97V132H96ZM113 130H115V132L113 131ZM162 130V132H158V131H161ZM194 130H197V131H194ZM250 130H252L254 133L255 132H257V133H253V132H251L250 133ZM254 130H256V131H254ZM8 131H10V132H8ZM47 131H51V132H56V134L58 135V136H54L55 135V133H54V135H53V133H50V132H47ZM81 131V132H80ZM260 131V132H259ZM14 132V133H13ZM47 132V133H46ZM61 132L62 133H64V134H61ZM89 132V133H88ZM262 132V133H261ZM66 133V134H65ZM96 133V134H95ZM139 133H140V135H139ZM164 133V134H165ZM4 134V135H3ZM9 134H10V136H11V138H13V140H10V136H9ZM45 134H47V136H49L48 134H50V135H52L51 136V138L52 139H50L49 137H47ZM69 134H71V133H69ZM71 134V135H72ZM94 134H95V136H97V137H95L94 136ZM110 134H113V136L112 135H110ZM163 134V135H164ZM252 134V135H251ZM12 135H14V136H12ZM64 135H66V136H68V137H66V136H64ZM42 136H44L43 138H41ZM191 137V139H190V137ZM1 137H3L2 139H1ZM6 137H8L7 138V140H6ZM27 137H29V138H27ZM31 137H36V138H32L33 140H31ZM45 137H47V138H49V139H47V138H45ZM55 137V138H54ZM57 137V138H56ZM63 137V138H62ZM70 137V138H69ZM17 138V139H16ZM26 138V139H25ZM200 138H201V140H200ZM42 139V140H41ZM54 139H55V142H54ZM58 139V140H57ZM67 139H70V140H67ZM188 139H190L189 140V142L188 143H186V141H188ZM9 140H10V142L11 141H13V143H15L16 141H18V142H16L15 144V146L17 147V149H15V146H13V143L11 142H9ZM46 140H48V141H46ZM64 140H66V141H64ZM6 141H8V142H6ZM44 141V142H43ZM50 141H52V142H54V143H57L58 141H60V142H58L57 143V146L59 147L58 148V152H57V155L58 154H60L59 156H54L55 155V152H53V153H51L50 151L48 152V151H44V152H46V153H48L47 155H45V157H46V163H48V166H49V169L50 170H53L54 169V166L56 167L55 168V170L56 171H59V173L60 174H58V172H57V174L58 175H60V177L59 176H57V174L55 175V173H56V171H54V172H50V170L48 169V172L50 173V174H48V172L46 171V175H45V172H42L43 170H40V171H38L40 168H37L38 166H36V164H34L35 163V158H33V157H36V155L40 158L41 156H42V154H41V147H40V145H45V146H42V147H46L47 145L48 146H50L51 144H53L52 142H50ZM63 141V142H62ZM49 142V143H48ZM70 142V143H69ZM191 142H192V144H191ZM195 142H200V144L198 143L197 145L195 144ZM9 143H10V145H12L11 147L12 148H9L10 146H9ZM29 143H31V144H29ZM37 143H39V144H37ZM67 145H66V144ZM140 143V144H139ZM145 143H147V144H149L148 145V147L147 146H145ZM32 144H36V145H38V147H36V148H38V149H36V148H34V147H32ZM60 146H59V145ZM188 145L187 147H186V145ZM195 144V145H194ZM154 147H153V146ZM193 145V147H195V148H192V147H190V146H192ZM31 146V147H30ZM34 146V145H33ZM47 146V147H48ZM61 146H63V147H61ZM64 146H66V148L64 147ZM146 147V148H141V147ZM197 146V147H196ZM14 147V148H13ZM20 149H19V148ZM41 149H40V148ZM60 147H61V149L62 150H65V151H62L61 149H60ZM69 147V148H68ZM176 147H178L179 148V150L176 148ZM10 150H9V149ZM21 148H23V149H26V150H24L25 152H23V153H28V158H32V161L31 162H33V164L32 163H30V165H28L29 163H27V168H26V166L24 167V169L28 172H30V171H32V172H34V170H35V168H37L36 169V171H35V174L33 173V174H31L32 175V177L30 178H28L27 176H29V174H27V173H25L26 171L24 170V171H22L23 170V164L25 163L24 161H27V156H25V155H27V154H24L23 155V153H22V155L21 156H19L20 157V160L19 159H17V158H19V157H17V156H15V151L17 152V153H19V150L20 151H23V149H21ZM31 148H34V149H31ZM69 149V151L67 152V150L66 149ZM203 148V149H202ZM12 149H14L13 150V153H11L10 154V152H12ZM135 150V152H137V156H135L136 155V153H134L133 154V152H134V150ZM138 149V150H137ZM146 149V150H145ZM178 150V152L180 151V153H178V152H176L177 150ZM193 149V150H192ZM194 149H195V151H194ZM197 149V150H196ZM61 150V151H60ZM132 150V151H131ZM149 150V151H148ZM204 150V151H203ZM206 150V151H205ZM28 151V152H27ZM72 151V152H71ZM140 151H142V152H140ZM143 151H144V153H143ZM152 153H151V152ZM154 151H156V152H154ZM160 151V154L158 153ZM166 152V153H165ZM32 153V155H30ZM36 153V154H35ZM49 153H50V155H49ZM63 153V154H62ZM65 153V154H64ZM68 153H70L69 155H67ZM139 153V154H138ZM141 153V154H140ZM149 153V154H148ZM168 153H171L170 154V156H169V154ZM176 153H178V154H176V157L174 158V156H175V154ZM183 153V154H182ZM21 154V153H20ZM34 154V155H33ZM40 154V155H39ZM75 154V155H74ZM80 154H84L83 156H84V159L83 160H81V156H79L78 157V159H79V161H81V162H79L78 160H76L77 158H75V156L77 155H80ZM88 154V155H87ZM130 154V155H129ZM16 157H14V156ZM16 155H19V154H16ZM29 155L30 156H32V157H29ZM62 155H64V156H62ZM67 155V156H66ZM74 157H73V156ZM172 155V156H171ZM174 155V156H173ZM66 156V157H65ZM72 156V157H71ZM76 156V157H77ZM86 156V157H85ZM9 157V158H8ZM10 157H12V158H10ZM22 157H25L24 159L22 158ZM37 157V158H38ZM44 157V158H45ZM73 158L74 159V161H73V159L71 160V158ZM92 159V158H94V159H92V160H94V162H92L93 164H92V168L94 169L95 168V170H98V169H102L103 170V174L105 175V173H106V177L107 176H109L110 174H112L113 175V177H112V179L111 180H109V182H111V183H109L108 184V182L106 183V182H104V179L102 178L99 182H103L104 184L102 185V182H101V185L103 186H101L100 185V183H99V185L102 187V188H100V186L99 185H97V186H99V187H95L96 186V184H98V183H96V184H93L94 182H90L89 181V183L87 182L88 181V177L89 176H86V175H83L82 173L80 174L79 173V169L78 170H76V167L77 168H79L80 166H81V164L82 165H84L86 162L88 163V160L90 159V158ZM178 157V158H177ZM199 159H198V158ZM4 159L3 161H1L2 159ZM13 158H15L16 160H13ZM85 158L87 159V160H85ZM201 158V159H200ZM203 158V159H202ZM23 159V161H21ZM184 159H185V162L186 163H184L183 161H184ZM189 159V161L187 162L186 160H188ZM11 160V161H10ZM28 160H31V159H28ZM34 160V161H33ZM84 160H85V163H83L84 162ZM91 160V161H92ZM192 160V161H191ZM251 160L252 159H249V160H247V161H249V163L247 162V161H245V160H243V161H239L238 163H236V166H237V176H238V179L242 182V184H244V185H249V183H250V185H251V183H252V181L256 184L258 181H259V179H260V177H258L259 176V173H258V170H257V168L253 165V164H251L250 162H251ZM18 161H19V163L20 162H24L23 164L22 163H20V165H17V166H15L16 168H18V169H15V168H12V167H14L13 166V164H9V163H18ZM65 161H66V163H65ZM71 163H70V162ZM73 161V162H72ZM79 162L80 163V165H79V163H78V165L76 166V164H75V162ZM116 161V162H115ZM199 161V162H198ZM205 161V160H204ZM8 162V163H7ZM28 162V161H27ZM114 162V163H113ZM190 162H192V163H190ZM241 162H243V163H241ZM245 162H247V164L245 163ZM7 165H6V164ZM74 163V164H73ZM116 163V165H113V164H115ZM187 163H189L188 165H187ZM246 165H248V166H244L245 164ZM9 164V165H8ZM21 164H22V170L20 169V166H21ZM32 164V165H31ZM200 164V163H199ZM11 165H12V167H11ZM68 165V166H67ZM71 165V166H70ZM112 165H113V167H112ZM4 166V167H6V168H4V169H9V171L8 170H3L2 169V167ZM10 166V167H9ZM30 166H33V167H30ZM36 166V167H35ZM59 166V167H58ZM68 168H67V167ZM76 166V167H75ZM115 166V167H114ZM30 167V168H29ZM35 167V168H34ZM99 167V168H98ZM12 168V169H11ZM182 168V169H181ZM238 168H240L239 170H238ZM246 168H248V169H246ZM19 169H20V171H19ZM61 169V170H60ZM71 169V170H70ZM181 169V170H180ZM244 171H243V170ZM69 170V171H68ZM6 171V172H5ZM11 171H13V172H11ZM15 171V172H14ZM45 171V170H44ZM75 171V172H74ZM77 171V172H76ZM120 173H119V172ZM127 171V172H126ZM180 171H182V172H180ZM8 172V173H7ZM24 172V173H23ZM31 172V173H32ZM37 172L39 173V175L40 176H43V177H41V178H43V179H40L39 180V178H36V176H38V175H36L37 174ZM62 172V173H61ZM70 172H73V173H70ZM93 172H94V170H93ZM128 172H129V174H128ZM174 172H176L177 174L175 175V173ZM13 173H16V174H13ZM22 174L23 173V181L24 182H22V175H21V177H18V176H20L19 174ZM40 173H44V174H40ZM54 174L53 175V177H51L50 175H52V174ZM64 173V174H63ZM66 173V174H65ZM76 173H78L77 175H76ZM258 173V174H257ZM25 174V175H24ZM68 174V175H67ZM117 174V175H116ZM125 174H127V175H125ZM159 174H161V175H159ZM169 174V175H168ZM13 177V179H12V177ZM48 175H49V177L50 178H47L48 177ZM62 175V176H61ZM70 175V176H69ZM103 175V176H104ZM114 175H116L115 176V178H114ZM256 175H258V176H256ZM5 176V177H4ZM8 176H10V177H8ZM26 178H25V177ZM40 176H38V177H40ZM54 176H56L55 178H54ZM68 176V177H67ZM120 176V177H119ZM162 177V179L160 178V177ZM166 176H168V177H166ZM170 176H172L171 178H170ZM7 177V178H6ZM34 177H35V179H34ZM125 177V178H124ZM159 177V178H158ZM6 178V179H5ZM16 178H19V179H17V180H15ZM24 178L26 179V180H24ZM32 178L34 179V180H32ZM44 178H46V180H47V182H45V179ZM122 178V179H121ZM150 179V182L152 181L151 179H153V180H155L154 182H157V184L155 183V184H153L152 182V185H150V188H149V185L147 184V183H150V182H148V181H146V179ZM178 178V179H177ZM5 179V180H4ZM33 181H31V180ZM38 179V180H37ZM50 179H51V182H50ZM71 179H69L68 181L70 182V180ZM132 179V180H131ZM160 179H161V181L163 180L164 181V183H162V182H160ZM13 180V181H12ZM71 180V181H72ZM87 180V181H86ZM131 180V181H130ZM159 180V181H158ZM177 182H176V181ZM13 183H12V182ZM40 181V182H39ZM44 181V182H43ZM74 181H72V182H70V184L69 183H67V184H69L68 186H72L73 185V183H75ZM87 182V184H85V183H83V182ZM17 182V183H16ZM21 182H22V184L24 185V183H28V185H22L21 184ZM166 182V183H165ZM247 182H248V184H247ZM18 183H20V186H19V184ZM32 183V184H31ZM34 183H35V185H34ZM38 183V184H37ZM159 183H162V184H159ZM16 184H18V187H17V185ZM29 184H31V185H34V186H31L30 185V187H29ZM42 184V185H41ZM72 184V185H71ZM79 184V185H78ZM91 184H93L92 186H91ZM106 184H108V185H106ZM117 184V185H116ZM253 184V183H252ZM5 185V184H4ZM38 185V186H37ZM39 185H40V187H39ZM43 185H44V187H43ZM119 185H121L122 186V189L123 190H120L121 189V186H119ZM160 185H164L163 187L162 186H160ZM249 185V186H250ZM24 188H22V187ZM28 186V187H27ZM90 186V187H89ZM125 186H126V188H125ZM128 186V187H127ZM144 186L146 187V190L148 191H146V192H144L145 190H143L142 191V189L144 188ZM155 186V187H154ZM157 186H159V187H157ZM9 187V188H8ZM16 187V188H15ZM19 187H21V188H19ZM35 187H37V188H35ZM124 187V188H123ZM152 187H153V189H152ZM157 187V188H156ZM160 187H161V189L163 190V191H165V192H163L161 189H160ZM253 187V186H252ZM259 185H258V183L256 184V185H254V187L253 188H256V190H258L259 188ZM17 188H19L18 190H17ZM27 188V189H26ZM40 188V190H37V189H39ZM96 188H97V190H96ZM100 188V189H99ZM128 188V189H127ZM149 188V189H148ZM171 188V189H170ZM250 188H251V186H250ZM253 188H251L252 190H251V192L252 193H254V189ZM2 189V188H1ZM0 189V190H1ZM21 189V190H20ZM31 191H30V190ZM99 189V190H98ZM135 189V190H134ZM141 189V190H140ZM150 189H151V191H150ZM157 190V192H154V193H156V196H155V194L153 195V193H150V192H153V191H156ZM27 191V192H25V191ZM28 190L30 191V192H32V193H28ZM96 190V191H95ZM153 190V191H152ZM168 190H171V192H169ZM255 190V191H256ZM1 191H5L4 189H2ZM14 192V191H17L16 193L18 194V197H17V195H16V193H14V195H12V192ZM18 191H23L22 192V196H21V193L20 192H18ZM38 191H39V193H38ZM142 191V192H141ZM166 191H168L167 193H166ZM159 192V195L157 196V193ZM160 192H162L161 194H160ZM180 192V193H179ZM240 192H243L242 194H244V191H240ZM1 193V192H0ZM11 193V194H10ZM23 193H27L28 195L26 196L25 194H23ZM35 194V196H34V194ZM40 193H43L44 194V196L41 194L40 195ZM98 193H100V194H98ZM102 193L104 194L103 196H104V199L105 198H108L107 196H110V199H105V201H103L104 199L102 198H100V196L99 195H102ZM105 193H107V195L105 194ZM115 193V194H114ZM139 193H145V194H143V196L142 195H140ZM170 193V194H169ZM175 193H177V194H175ZM263 194H264V190H263V192H262ZM2 194V198L3 197H5L4 195H3V193H1ZM9 194V195H8ZM37 194V195H36ZM38 194H39V196H38ZM93 194V195H92ZM95 194H97L98 196H96ZM111 194V195H110ZM168 194H169V196H168ZM240 194V193H239ZM242 194H241V196H242ZM26 197H24V196ZM150 195H152V196H150ZM171 195H173V196H171ZM200 195H202V197H200ZM11 196V197H10ZM21 196V197H20ZM31 198H30V197ZM40 196H42V198L43 199H41V201H40ZM94 196L95 197H98V198H94ZM114 196V197H113ZM176 196V197H175ZM178 196V197H177ZM0 197H1V195H0ZM36 197H38L37 199H35ZM94 198V199H92V198ZM144 198V199H141V198ZM150 197V198H149ZM175 197V198H174ZM2 198H0V199H2ZM23 198H25L24 199V201L22 200ZM29 200H28V199ZM145 198H148V199H145ZM232 198V199H231ZM96 199V200H95ZM97 199L99 200V201H97ZM115 200V202H114V200ZM121 199V200H120ZM10 200V201H11ZM102 200V201H101ZM108 200V201H107ZM143 200V201H142ZM149 200V201H148ZM27 201H31V202H27ZM36 201V202H35ZM38 201V202H37ZM113 201V202H112ZM121 201H123V202H121ZM138 201H140L139 203H138ZM144 201H145V203H144ZM25 202V203H24ZM30 204L31 206H29L28 204ZM108 202V203H107ZM143 202V204L142 205H139V204H141ZM149 202V203H148ZM221 202H222V204H223V208L221 207L222 205H221ZM96 203V204H95ZM100 203H102V204H100ZM173 203L175 204V207H174V205H173ZM193 203H195V204H197V205H199V207L198 206H196L195 204V206L193 205ZM216 203H220V207L219 206H217V208L218 209H216V206H215V204ZM25 204V205H24ZM28 206H27V205ZM100 205L101 207L102 206H105V208H104V210H106V211H104V210H101L102 208H99L97 205ZM217 204V205H218ZM43 205V206H42ZM92 205V206H91ZM111 205H110V207H111ZM173 205V206H172ZM181 205V204H180ZM253 206L255 205V203L254 204H252ZM21 206V207H20ZM23 206V207H22ZM27 207V208H29V207H31L30 208V212H29V214L27 213V209H25V207ZM38 206H41V207H39L38 208ZM97 208H95V207ZM143 206V207H142ZM196 208H199V209H195L194 207ZM91 207H94V208H91ZM108 207V208H107ZM176 209L175 211H174V209ZM240 207H242L243 209H246V211L245 210H242ZM245 207V208H244ZM41 208V209H40ZM173 209V211H172V209ZM178 208H179V206H178ZM92 209H94V210H92ZM96 209V210H95ZM98 209H100V211H97ZM108 209V210H107ZM166 210V212H168L167 213V215H164V213L165 212H162L163 210ZM171 209V210H170ZM41 210H42V212H41ZM148 212H147V211ZM171 212H170V211ZM217 210V211H216ZM221 211V214L219 215V211ZM96 211V212H95ZM145 211H146V213H145ZM241 211V214L239 213ZM245 211V212H244ZM44 212V213H43ZM93 212V213H92ZM95 212V213H94ZM100 212H103V213H100ZM119 212V213H118ZM155 212H159V213H155ZM169 212H170V214H169ZM194 212V213H193ZM232 212H234L235 214L233 215L232 214ZM264 211H260V213L259 212H257V213H259L261 216H259V214L257 215V216H255L254 215V219H252L253 218V216L252 215H249V212L247 213V218L245 217V219H247V221H245V222H243L245 219H242V221H239V223L237 224H234L238 229H236V231L238 230L239 232H236L235 230L232 232V236H233V239H234V246H233V248H235L234 250H232L233 251V253L235 254V252H236V254H235V256L233 257L234 258V261H232L233 263H235V264H249V263H251L252 261V263L251 264H258V263H260V264H264V248H262V250H258V247H257V244H258V242H259V239L261 238L260 236H263L264 235V224L262 223V222H264V220H263V215H264V213H263ZM31 213V214H30ZM35 213L36 214H38V215H35ZM42 213L44 214V215H42ZM78 213H79V215L80 214H82L83 216H79L78 215ZM85 213V214H84ZM90 213V214H89ZM92 213V214H91ZM98 213H100V214H98ZM145 213V214H144ZM155 213V214H154ZM176 213V214H175ZM177 213H179V215L181 214V215H183V216H181V217H183V219L181 218V217H179L178 216V214ZM217 213H218V215H219V217H218V215H217ZM223 213H225V214H223ZM230 213V214H229ZM239 213V215H237ZM144 214V215H143ZM146 214H148L149 216H151V217H148V215H146ZM160 214V215H159ZM162 214V215H161ZM193 214V215H192ZM243 214V215H242ZM89 215V216H88ZM97 215V216H96ZM107 214H106V216H103V217H107L108 216ZM146 215V216H145ZM191 215L193 216V217H191ZM217 215V216H216ZM224 215H227V216H225L224 217ZM45 218H44V217ZM162 216V217H161ZM171 216V217H170ZM196 216V217H195ZM197 216H198V218H197ZM211 216V217H210ZM223 216L224 218H221V217ZM237 216H239V217H237ZM251 218H250V217ZM82 217V218H81ZM188 217V218H187ZM216 217V218H215ZM241 217V218H240ZM261 217H263V218H261ZM30 218V219H29ZM33 218H34V220H33ZM39 218H41V219H39ZM83 218H85L84 220H83ZM92 218V219H91ZM196 218V219H195ZM220 220H219V219ZM236 218H231V217H229L228 219L230 220V219H232L231 221H233V219H236ZM240 218V219H239ZM21 219V220H20ZM39 220V223H38V220ZM42 219H45V220H43L42 221ZM87 219V220H86ZM125 221H124V220ZM187 219V220H186ZM85 220L87 221L86 223L88 224H86L85 223ZM123 220V221H122ZM217 220H219V221H217ZM263 220V221H262ZM183 221V223H181ZM187 223V226H186V223ZM190 221V222H189ZM198 221V220H197ZM248 221H249V223H248ZM190 223V227H191V230L190 229H188L189 227V223ZM234 222H236V220L235 221H233L232 223H234ZM241 222H242V224H241ZM155 225H154V224ZM162 225H161V224ZM131 224V225H130ZM133 224V225H132ZM161 225V227L159 226V225ZM179 224H181V225H179ZM241 224V226L242 225H244L245 227H241V226H239ZM43 224H40V226H42ZM124 227H123V226ZM127 225V226H126ZM152 225H153V227H152ZM193 225V226H192ZM12 226V227H11ZM14 226V227H13ZM129 226V227H128ZM136 226V227H135ZM159 226V227H158ZM178 226V227H177ZM157 227V228H156ZM189 230H187L186 228ZM192 227H194V229L192 228ZM133 228H131V229H133ZM211 228H214V225H213V227H211ZM244 228V229H243ZM142 229V230H141ZM157 229H159L158 231H157ZM176 229H177V231H176ZM186 229V232H181V234L179 233L180 231H184ZM215 229V228H214ZM241 229H243V230H241ZM62 230H64V229H62L61 228V230H60V228L58 229V228H55V229H53L52 231H51V239H50V241L49 242H47V243H44V246H46V248H47V250H49V251H51L52 252V250L54 251L55 250V252H60V254H62V253H64V249H62V246L60 245V244H55L54 242H53V240H58V238H60L59 236H58V234L60 233L59 231H62ZM146 232H145V231ZM157 232H156V231ZM166 231V232H163V231ZM167 230H168V232H167ZM10 231H12V230H10ZM140 231H141V233H140ZM143 231V232H142ZM155 231V232H154ZM175 231V232H174ZM212 231H214L213 229H212ZM241 231H243L244 233L243 234H241ZM248 231V232H247ZM73 233V235L72 234H70V233ZM14 233H15V231H14ZM165 233H166V235H165ZM240 233V234H239ZM246 233V234H245ZM170 236H169V235ZM174 235V234H173ZM249 235V236H248ZM139 236H140V239H139ZM152 237V238H151ZM264 237V236H263ZM77 238V237H76ZM61 239V238H60ZM252 241H251V240ZM85 240H83L82 241V243L84 244L86 241ZM244 240V241H243ZM246 240H250L249 242L248 241H246ZM254 240H255V242H256V240H257V243L256 244H254V245H252V243L254 242ZM261 240H264V238H261ZM153 241V242H152ZM170 241H173V240H170ZM246 241V242H245ZM7 242V243H6ZM169 242V241H168ZM181 242V241H180ZM252 242V243H251ZM254 242V243H255ZM6 243V244H5ZM170 243V242H169ZM169 243H167V244H169ZM181 243H184V245H185V243L186 242H184V240L181 242ZM264 243V241H261L260 242V244H263ZM9 244V242H8V240H4L2 243H0V247L1 248H3V249H1L0 248V251L2 252V253H4L3 251H6L7 252V256L5 255V253H4V255H2V253H1V258L0 259H4V257L3 256H6V257H8V256H10V253H9V251L7 250V248L9 249V250H12L13 248L11 247V249L9 248V247H6L5 245H7V246H9L8 245ZM83 244H81V245H83ZM248 244V245H247ZM250 244V245H249ZM81 245H79V246H81ZM184 245L182 244V246L184 247ZM186 247H190L189 245H188V243H186ZM146 246V247H145ZM253 246V247H252ZM261 246V245H260ZM4 247H5V249H4ZM17 248V247H16ZM18 248H19V250H16V252H19V253H17V254H21L22 252H23V248L21 247V246H18ZM17 248V249H18ZM22 248V249H21ZM232 248V249H233ZM20 249H21V251H20ZM61 249V251H59V250ZM188 251H189V253L187 254V256H191L192 255V249L190 248V250L188 249ZM191 252V253H190ZM232 253V254H233ZM9 254V255H8ZM23 254V253H22ZM22 254L20 255V256H22ZM233 254V255H234ZM24 255H25V253H24ZM10 258H11V256L10 257H8V258H5V260H1V261H3V263H4V261L7 263V262H9V260H10ZM258 258H259V260H258ZM261 258V259H260ZM9 259V260H8ZM263 260V261H262ZM0 261V263H2ZM158 259H153V261H151V263L152 264H159L158 263ZM237 261V262H236ZM258 261H260V262H258ZM262 261V262H261ZM11 262V261H10ZM9 262V263H10ZM2 263V264H3ZM177 263L179 264H181V261H177ZM8 264V263H7ZM175 264H176V262H175Z\"/></svg>",
    "mask_w": 264,
    "mask_h": 264
},
{
    "label": "bare ground",
    "instance_id": "bare-ground-1",
    "mask_svg": "<svg viewBox=\"0 0 264 264\" xmlns=\"http://www.w3.org/2000/svg\"><path fill=\"white\" fill-rule=\"evenodd\" d=\"M4 1V0H3ZM10 1V0H9ZM9 1H7V2H9ZM12 1V0H11ZM17 1V0H16ZM20 1V0H19ZM31 1V0H30ZM30 1H28V2H30ZM43 1H45V0H43ZM49 1V0H48ZM48 1H46V2H48ZM52 2L54 1V0H51ZM59 1V3H60V8L61 9H65V10H67L68 11V15H70V14H73V13H75V11H77V8H76V6L74 5L75 3L76 4H78L79 6H77V7H79V8H82V7H84L85 9H93V7L95 6V4H96V0H88L89 1V5L87 6V7H85V4L83 3L84 2V0H58ZM70 1V4L69 5H71L72 6V8H71V10L69 11V9L67 8V7H65V4L66 3H68ZM103 1H106L107 2V0H103ZM103 1H101L102 2V5H101V7L103 6L104 7V5L106 4V2H103ZM111 0H109V2H110ZM212 2L214 1V3H216L215 1L216 0H211ZM210 1V2H211ZM217 1H220V0H217ZM232 1V0H231ZM230 1V2H231ZM238 2H237V4L239 3V0H237ZM18 2V1H17ZM22 2H25V1H23L22 0ZM22 2H19V3H22ZM27 2V3H28ZM34 1H32L31 3H33ZM92 2V3H91ZM100 2V1H99ZM100 2V3H101ZM206 2V1H205ZM224 2H226V1H224ZM224 2H222V0H221V3L222 4H225ZM228 2V1H227ZM1 3H3L2 1H1ZM10 3V2H9ZM13 3H14V1H13ZM12 3V4H13ZM38 2L37 1H35V4H37ZM39 3H41V2H39ZM49 3V2H48ZM51 3V2H50ZM71 3H73V4H71ZM100 3H98L97 4V7H94V8H98L97 10H98V13L99 12H102L103 11V9H102V11L100 10V8H99V6L98 5H100ZM122 3H123V5H124V9L122 8ZM142 3L143 2H141V4H140V2L137 0V1H133L132 0V2H130V0H129V2H128V0H112V4H113V6H115L116 8H115V11L114 10H109V11H111L112 13H115V14H113L110 18L111 19H109L107 16H108V13H109V11H108V9L106 10V12H104L105 11V9H104V11H103V13H105V16L103 15V17H105V19H106V21H108L107 20V18L109 19V20H111L112 21V17H113V19L114 18H117V17H122V15L120 16V14H123L124 15V10L125 9H127V10H129V11H140V8L142 7V6H146V4L144 3V5H142ZM213 3V4H214ZM218 4L216 7H223V5L222 4ZM236 3V1L234 2V4ZM241 3L243 4V5H246L247 7H249V8H258V9H260V11H258V12H261V8H263V10H262V12H261V15H260V22H257V17L255 16V15H253L249 10H248V12H250V13H248L247 11V14L248 15H252V18L251 19H253L254 20V22L253 23H255V21H256V23L255 24H257V23H259L260 25V28H261V23L263 22V24H264V13H263V11H264V3L262 2V0H260V1H254V0H244L243 2L241 1ZM241 3H239V4H241ZM42 4V3H41ZM52 4V3H51ZM104 4V5H103ZM119 4H121L120 6H121V8L119 7V8H117L118 7V5ZM207 4V3H206ZM226 4H228V3H226ZM230 4V3H229ZM228 4V5H229ZM233 4V3H232ZM14 5V4H13ZM18 5V4H17ZM27 5V4H26ZM30 5V4H29ZM48 5V4H47ZM67 5V4H66ZM142 5V6H141ZM236 5V4H235ZM0 6H1V4H0ZM33 6V5H32ZM37 6V8L39 9V7L40 6H38V4L36 5ZM46 6V5H45ZM82 6V7H81ZM177 6V5H176ZM210 6V5H209ZM234 6V5H233ZM233 6H232V8H233ZM238 6V5H237ZM27 7V6H26ZM30 7V6H29ZM34 7V6H33ZM216 7H215V5H213V6H211V9H213V10H211V9H209L210 11H212V13H208L209 15H211V17H212V20H213V18H215V17H217V19H218V17H219V19L221 18L220 16H218L219 14L218 13H213V11L214 12H216V10H214V9H216ZM224 7H225V5H224ZM230 7V6H229ZM235 7V6H234ZM240 7V6H239ZM239 7H237V9L239 8ZM4 8V7H3ZM30 8H32V7H30ZM36 8V9H37ZM48 8H49V6L47 7V10H48ZM51 9H52V5H51V7H50ZM76 8V9H75ZM151 8V7H150ZM191 8H192V6H191ZM206 8V7H205ZM208 8V7H207ZM228 8V7H227ZM243 8V7H242ZM4 9H6V8H4ZM13 9V8H12ZM41 9V8H40ZM142 9H144V8H142ZM183 9H185V8H183ZM234 9V8H233ZM232 9V12L230 11V9L229 10H227V11H229V12H226V11H224V13H227V16H229V15H232V13L234 12V10ZM248 9V8H247ZM257 9V10H258ZM24 10V9H23ZM27 10H29V9H27ZM27 10H24V11H27ZM32 10H34L33 8H32ZM80 10V9H79ZM82 10V9H81ZM97 10H96V12H97ZM256 10V11H257ZM13 11V10H12ZM15 11V10H14ZM17 11V10H16ZM18 11H21V9L20 10H18ZM41 11V10H40ZM52 11V10H51ZM59 11L60 10H55V12H53L52 11V13H54L55 15L57 14V13H59ZM108 11V12H107ZM114 11V12H113ZM147 9H144V14L142 13V12H137V15H140V14H138V13H142L141 15L142 16H136L135 17V15H134V19L133 20H130L131 22L129 23L128 21H127V23L126 24H128L129 23V25H126V24H124L125 26H126V29L128 28L127 26H129V27H131L130 25H136V26H134L136 29L134 30V28H133V32H132V38H131V36L129 37V38H131L129 41L130 42H128V40H126L128 43H129V46L133 49V50H135V49H137L138 51H139V53L141 54V55H145V56H151V55H157V53H158V51H159V49L162 51V31L160 30V25H162L163 26V24L161 23L160 24V19H159V17L155 14H153V13H151V14H153L152 16H147ZM210 11H208V12H210ZM242 11V10H241ZM244 11V10H243ZM242 11V12H243ZM255 11V12H256ZM4 12V11H3ZM29 12H31V10H29ZM46 12H50L49 10L48 11H46ZM85 12V11H84ZM87 13H88V11H86ZM90 12V11H89ZM95 12V13H96ZM133 12V13H134ZM204 12H205V9H204ZM245 12V11H244ZM245 12V13H246ZM258 12H256V14H258ZM5 13V12H4ZM11 13V12H10ZM32 13V12H31ZM31 13H29V14H31ZM51 13V12H50ZM51 13V14H52ZM186 13H188V12H186ZM201 14H202V12H200ZM254 13V12H253ZM263 13V14H262ZM16 14H17V12H16ZM18 14H19V12H18ZM27 15V16H29L30 17V15ZM46 14V13H45ZM50 14V15H51ZM53 14V15H54ZM59 14H61V13H59ZM94 14V13H93ZM101 14V13H100ZM100 14H98L97 15V13L94 15V16H91L92 15V13H89V15H90V17L91 18H93L92 20L94 21V17L95 18H97V16L99 17V15ZM107 14V15H106ZM207 14V13H206ZM205 14V15H206ZM236 14V13H235ZM247 14H245V15H247ZM1 15H3V13L1 12ZM33 15H35V16H38L39 14H33ZM47 15V14H46ZM46 15H45V18H46ZM58 15V14H57ZM64 14L62 13V16H63ZM74 15V14H73ZM77 15H79V14H77ZM81 15H82V13H81ZM87 15V14H86ZM189 15V14H188ZM200 15V14H199ZM205 15H203V16H205ZM209 15H207L209 18H210V16ZM221 15H226V14H221ZM13 16V15H12ZM12 16L10 17L11 19H12ZM32 16V15H31ZM40 16V15H39ZM38 16V18L37 19H39L40 17ZM58 16H61V15H58ZM83 16H85L84 14H83ZM194 16V15H193ZM201 16V15H200ZM207 16H205L206 18H207ZM238 16H239V14H238ZM6 17V16H5ZM8 17H9V15H8ZM17 16H15L14 17V19L16 18ZM33 17V16H32ZM32 17H30L31 19H32ZM44 17V16H43ZM52 17V16H51ZM64 17V16H63ZM66 17V16H65ZM69 17V16H68ZM67 17V20L69 19V20H72V19H70V17H72L71 15H70V17L68 18ZM74 17L75 18H78V17H76V15H74ZM74 17H73V19H74ZM86 17V16H85ZM87 17L89 18V16L87 15ZM100 17H101V15H100ZM107 17V18H106ZM234 16H230V19H232ZM19 18V17H18ZM53 18H55V20L57 19V18H59L60 19V17H53ZM52 18V19H53ZM82 18V17H81ZM229 18V17H228ZM5 19V18H4ZM27 19H29L28 17H27ZM41 19V18H40ZM65 20H66V18H64ZM79 19V18H78ZM98 19V18H97ZM103 19V18H102ZM121 19V18H120ZM234 19V18H233ZM8 20V19H7ZM13 20V19H12ZM17 20V19H16ZM19 20V19H18ZM17 20V21H18ZM33 20V19H32ZM32 20H30V21H32ZM44 21L43 22H45V19H43ZM54 19L52 20V22L53 21H55ZM67 20H66V26H67V24H68V22H67ZM80 20H82V21H84V19H80ZM100 20V19H99ZM116 21L118 20V19H115ZM194 20H195V18H194ZM197 20V19H196ZM206 20V19H205ZM211 20V21H212ZM215 20V19H214ZM214 20H213V22H214ZM245 20V19H244ZM3 21V19L1 20V22ZM5 21V20H4ZM3 21V22H4ZM20 21V20H19ZM26 21H28V20H26ZM36 21L37 20H35V24H37L36 23ZM39 21V20H38ZM42 21V20H41ZM47 21H49L50 22V19H48ZM75 20H72V22H74ZM81 21V22H82ZM104 21V20H103ZM102 21V22H103ZM121 22L123 21V19H121L120 20ZM217 20H215V22H216ZM219 21H221V20H219ZM217 22V27H218V29H217V31L219 30V29H222L225 25H223L221 22H223V21H221V22ZM0 22V23H1ZM11 22V21H10ZM62 22H64L65 23V21L63 20ZM76 22V21H75ZM74 22V23H75ZM81 22H79V23H81ZM85 22V21H84ZM87 22V21H86ZM101 22V23H102ZM208 21L206 20V23H207ZM209 22H210V20H209ZM239 22H240V19H239ZM241 22H243V18L241 19ZM5 23H9V20H8V22H6L5 21ZM13 23H15L14 21H13ZM21 23V22H20ZM31 23V22H30ZM34 23V22H33ZM41 23V22H40ZM90 23V22H89ZM95 23L97 24V23H99V21L97 22L96 20H95ZM119 23V22H118ZM125 23V22H124ZM211 23V22H210ZM232 23H235V22H232ZM244 23L245 22H243V25H244ZM246 23L248 24V22L246 21ZM3 24V23H2ZM1 24V25H2ZM23 24V23H22ZM28 25H29V23H27ZM41 24H43V23H41ZM58 24V23H57ZM57 24H55V25H57ZM62 24V23H61ZM76 25H77V22L75 23ZM236 24V23H235ZM239 24V23H238ZM40 25V24H39ZM45 25V24H44ZM46 25H47V23H46ZM46 25H45V27H46ZM51 27H49V30H51L52 28H53V24L51 23ZM68 25H70V21H69V24ZM75 25V26H76ZM80 25V24H79ZM116 25V24H115ZM118 25V24H117ZM147 25V26H146ZM165 25V24H164ZM230 26H231V22H230V24H229ZM229 25H227L228 26V28L230 27ZM249 25H254V24H252L251 22L249 23ZM249 25H247L248 27H251V26H249ZM31 26V25H30ZM41 26V25H40ZM60 26V27H59ZM58 27H59V29L60 28H62L61 30H63L64 28L66 29V31L68 30V28H72V26H74V25H70V27H68V28H66L65 26H61V25H59ZM81 26H82V23H81ZM81 26H80V29L78 30V34H77V37L76 38H74L73 36H72V38L73 39H75V40H73V43H71V44H73V46L75 47V46H77V48H79V47H82V46H78V45H81V44H84L83 45V47L84 46H88L87 44H88V42H90L91 41V37H93V34H95L94 32L92 33V34H90V33H88V30L86 31V33L87 34H85V32L83 33L82 32V30H81ZM86 26L88 27V25L86 24ZM85 26V27H86ZM95 25H93V28H95L94 27ZM97 26H99V25H97ZM119 26V25H118ZM215 26L216 25H214V28H215ZM241 25L239 24V27H240ZM246 26V25H245ZM245 26H241V28L240 29H244L243 27H245ZM12 27V26H11ZM29 27V26H28ZM28 27H27V29H25L26 28V26H25V28H23L25 31L26 30H28ZM33 27V29L35 28L34 26H32ZM79 27V26H78ZM84 26H83V28H85ZM86 27V28H87ZM116 27V26H115ZM138 27V28H137ZM226 27V26H225ZM224 27V28H225ZM246 28V29H244L243 31L241 30V32L239 33V34H241L242 32H243V34H247L248 32V30H249V28ZM253 27H255V25L253 26ZM257 28H259L258 27V24H257V26H256ZM2 30H3V28H4V26L2 25ZM0 28V29H1ZM5 28H6V25H5ZM30 28V27H29ZM99 28H101V30L100 31H102V29H104V27H99ZM113 27H111V28H108V30L109 29H112ZM237 28V27H236ZM55 27H54V31H53V29H52V31H53V33L55 34V33H59V32H61V31H59V32H55ZM76 29H77V26H76ZM90 30L92 29V28H89ZM98 29V28H97ZM97 29H95L94 31H96ZM114 29V28H113ZM216 29V28H215ZM215 29H213V30H215ZM226 29H227V27H226ZM230 29V28H229ZM234 29V28H233ZM1 30V31H2ZM14 30V29H13ZM12 30V31H13ZM93 30V29H92ZM116 30V29H115ZM228 30V29H227ZM231 30H232V28H231ZM258 30H260V32L263 30H261V29H258ZM12 31H10L9 32V30H8V32L9 33H11ZM16 31H18V32H20L19 31V29L17 30L16 29ZM25 31H23V33L25 32ZM52 31H51V34H52ZM56 31H58V29L56 30ZM70 31H72V30H69V32ZM98 31V30H97ZM99 31V32H100ZM122 31V30H121ZM128 31V30H127ZM235 31H236V29H235ZM238 31V30H237ZM264 31V30H263ZM14 32V31H13ZM28 32V31H27ZM30 32V31H29ZM28 32V35L30 34ZM34 32V31H33ZM40 32H42V31H40ZM43 32H45L44 30H43ZM43 32L41 33V34H43ZM69 32L67 31V35L69 34ZM92 32V31H91ZM99 32H97L96 34L98 35V33ZM146 32V33H145ZM216 32V31H215ZM2 33V32H1ZM14 33H16V32H14ZM63 33V32H62ZM76 33V32H75ZM105 33H106V27H105V31H104V37L105 38H107L108 36H107V34L105 35ZM228 33H229V31H228ZM227 33V34H228ZM259 33V31L257 32V34ZM3 34L4 35H2V37L4 38L5 37V33L3 32ZM18 34V33H17ZM21 34H22V32H21ZM45 34V33H44ZM56 34V35H57ZM64 34H65V32H64ZM63 34V35H64ZM71 34H73V31L71 32ZM129 34H131V33H129ZM225 34V33H224ZM226 34V35H227ZM229 34H231V33H229ZM1 35V34H0ZM24 35V37L26 36V34L24 33L23 34ZM45 35H47V34H45ZM59 35V34H58ZM66 35V34H65ZM97 35H94V38H95V36H97ZM123 35V34H122ZM128 35V34H127ZM237 35V34H236ZM242 35V34H241ZM245 35H242L243 37H245ZM255 35V34H254ZM259 36H260V33L258 34ZM21 36V35H20ZM20 36H19V38H20ZM33 36V34L31 35V37L30 38H33L32 37ZM37 36H39V34L37 35ZM49 36V35H48ZM48 36H45V37H47V39H49L48 38ZM54 36V35H53ZM61 36V35H60ZM59 36V37H60ZM125 36H126V33H125ZM124 36V37H125ZM166 36V35H165ZM225 36V35H224ZM235 36V35H234ZM242 36H240V37H242ZM1 37V36H0ZM1 37V38H2ZM23 37V38H24ZM40 37V36H39ZM55 37H57V36H55ZM54 37V38H55ZM58 37V38H59ZM69 37V35L67 36V38ZM104 37H103V34L101 35V36H97L96 38H98V42L100 43V44H98V45H100L99 47H101V39H103V40H105L104 39ZM109 37H111V36H109ZM120 37H121V35H120ZM119 37V38H120ZM123 37V36H122ZM172 37V36H171ZM226 37H229L228 35L226 36ZM239 37V36H238ZM239 37V38H240ZM253 36H251V38H252ZM255 37H257V35L255 36ZM261 37V36H260ZM2 38V39H3ZM29 38V39H30ZM41 38V37H40ZM42 38H44V35H42ZM65 38V37H64ZM67 38H65V39H67ZM95 38V39H96ZM231 38V37H230ZM230 38L228 39V42L230 41ZM233 38V37H232ZM259 38V37H258ZM2 39H0L1 41H2ZM21 39V38H20ZM27 39H28V37H27ZM28 39V40H29ZM56 39V38H55ZM63 39V38H62ZM64 39V40H65ZM114 40H116L117 41V37L116 36H114V38H113ZM126 39H127V37H126ZM225 40H227L226 38H224ZM11 40V39H10ZM14 40H16L15 38H14ZM22 40V44L19 42V44H21L22 46H25V44H23V43H25L26 41H24L23 42V40L24 39H21ZM26 40V39H25ZM33 40H34V38H33ZM44 40H46V38L44 39ZM58 40V39H57ZM60 40H61V37H60ZM70 40H71V37H70ZM109 40H110V38L107 40L108 42H109ZM120 40H121V38H120ZM234 40H236V39H234L233 38V42L235 43L236 41H234ZM247 40L248 39H246V38H242V39H240V40H237V41H239V44H240V46H239V44H238V46H239V48L240 49H238V50H240V52L239 51H237V49H236V47L234 48V49H236V51L238 52L237 54H241L240 55V57L242 56V62L244 63V65H247V66H254L253 65V62H255L256 63V61H254L255 60V55L253 56L252 55V53H251V51L250 50H244V48H242V44H246L247 43ZM4 41V40H3ZM2 41V42H3ZM18 41H20L19 39H18ZM29 41H31V39L29 40ZM47 41H50V39L49 40H47ZM74 41H75V43H74ZM106 41V40H105ZM248 41H251L250 39L248 40ZM32 42V41H31ZM69 42V41H68ZM95 42H97V40L95 41ZM94 42V43H95ZM113 42H115V41H113ZM118 42H120V41H118ZM118 42H116V43H118ZM227 41H226V43H228ZM252 43H253V41H251ZM255 42H257V41H255ZM259 42V41H258ZM263 42V41H262ZM27 43V42H26ZM30 42H28L27 44H28V46L31 44H29ZM33 43V42H32ZM37 43H38V41H37ZM65 42H63L62 44H64ZM94 43H91L92 45H93V49L95 48V46H96V44H95V46H94ZM121 43V42H120ZM119 43V45H122V43L120 44ZM223 43H225V42H223ZM232 43V41L230 42V44ZM251 43V44H252ZM259 43H261V42H259ZM4 44V43H3ZM3 44H1V47H2V45ZM6 44V46L8 47V45H7V43H5ZM4 44V45H5ZM15 44V43H14ZM70 44V45H71ZM107 44V43H106ZM114 44V46L115 47H117L118 45H115V43H113ZM219 44H222V42L221 43H219ZM218 44V45H219ZM9 45H11V43H9ZM21 45H19V46H21ZM32 45V44H31ZM30 45V46H31ZM36 45V44H35ZM43 45H45V44H43ZM67 45H69V44H67ZM102 45H104V43L102 42ZM223 45H225V44H223ZM256 45H257V43H256ZM6 46H4V48L6 47ZM28 46H25V47H27V50L26 51H28V50H30V49H28ZM32 46H34V45H32ZM72 46V48H74ZM106 46V45H105ZM108 46H110V45H107V48L109 49V47ZM112 46V45H111ZM110 46V47H111ZM217 46V45H216ZM227 46H228V44H227ZM232 46V45H231ZM252 46V45H251ZM254 46V45H253ZM70 47V46H69ZM90 47V46H89ZM88 47V48H89ZM97 47V46H96ZM122 47V46H121ZM229 47V46H228ZM258 47H260L259 45H258ZM3 48V47H2ZM14 48V47H10V49L9 50H12V49ZM22 48V47H21ZM24 48V47H23ZM76 48V47H75ZM74 48V49H75ZM87 48V49H88ZM91 48V47H90ZM102 48V47H101ZM106 48V47H105ZM105 48L103 49L104 51H105ZM117 48H119V47H117ZM122 48H126V46H123ZM129 48V47H128ZM252 48V47H251ZM264 48V47H263ZM20 49V48H19ZM26 49V48H25ZM70 50H71V48H69ZM83 49V48H82ZM114 49H116V48H114ZM229 49H230V47H229ZM242 49H243V51H242ZM246 49V48H245ZM247 49H250V48H247ZM2 50V49H1ZM5 50V49H4ZM15 50H16V48H15ZM67 50H68V48H67ZM99 50V48L97 47V53L99 52L98 51ZM103 50L101 49L100 50V52H102L103 53ZM233 50V49H232ZM13 51V50H12ZM20 51H21V49H20ZM32 51V50H31ZM31 51L29 52H25V53H28V54H30L31 53ZM75 51V50H74ZM74 51L72 50V51H70L69 52V50H68V52L69 53H71V52H73L74 53ZM79 51L81 52V56H86L87 57V55L88 54H83L82 53V51L81 50H78V52L77 51H75V52H77L76 54H78L79 53ZM92 51V50H91ZM120 51V50H119ZM124 52H125V50H123ZM211 51V50H210ZM213 51V50H212ZM224 51V50H223ZM228 51H231V50H228ZM257 51V50H256ZM14 52V51H13ZM17 52V51H16ZM23 52H24V50H23ZM22 52V54H25V53H23ZM34 53H35V51H33ZM49 52V51H48ZM88 52V51H87ZM93 52V51H92ZM121 52H122V50H121ZM129 52H131V50L129 51ZM224 52H226V51H224ZM258 52H260V55H264V49H262V48H260L259 50H258ZM2 54H5L4 53V51L2 50V52H1ZM9 53V52H8ZM45 53V52H44ZM55 53V52H54ZM113 52L112 51H110V50H107V51H105L104 52V54H102V56L103 55H105L106 57H102L101 56V60L99 59V61H102L103 62V59H105L106 58V61H109L110 59L109 58H107V56L108 57H110V56H113V54H112ZM119 53V52H118ZM228 53V52H227ZM233 53H234V50H233ZM10 54H11V57H12V52L10 51ZM19 54V53H18ZM17 54V55H18ZM53 54V53H52ZM64 54V53H63ZM65 54H67L66 52H65ZM75 54V53H74ZM75 54V55H76ZM100 54V53H99ZM115 54V53H114ZM220 54V53H219ZM218 54V55H219ZM222 54V53H221ZM229 54V53H228ZM20 55V57H21V54H19ZM18 55V56H19ZM71 55V54H70ZM70 55H69V57H70ZM75 55L73 56V58L75 57ZM96 55V54H95ZM200 55H202V54H200ZM226 55V54H225ZM4 56V55H3ZM17 56V57H18ZM40 56V55H39ZM49 55H48V53H45V54H42L41 56H40V58L38 57V59H37V57H36V59H34V60H32V64H33V66L35 65V67H36V71H38V68H42V69H44V70H46L47 68H48V65H46L45 63H44V61H46L45 59H47V58H49L48 57ZM53 56H55V55H53ZM94 56V55H93ZM98 56V55H97ZM26 57V56H25ZM30 57V56H29ZM31 57H32V54H31ZM60 57H65V56H60ZM59 57V58H60ZM68 57V55H67V58H69ZM89 57V56H88ZM91 57V56H90ZM220 57H222L221 55H220ZM219 57V58H220ZM230 57V56H229ZM228 57V58H229ZM239 56L237 55V58H238ZM259 57V56H258ZM4 58H5V56H4ZM9 59H11L10 57H8ZM13 58V57H12ZM15 58V60L18 62L19 60H21L22 59V57H21V59H19V60H17L16 59V57H14ZM58 58V59H59ZM72 58V57H71ZM72 58V59H73ZM81 58H83V57H80V59ZM97 59L98 58H100V56L99 57H96ZM95 58V62H96V59ZM111 58V60H114V58L113 57H110ZM137 58V57H136ZM206 58V57H205ZM208 58V57H207ZM218 58V57H217ZM224 58V57H223ZM23 59H24V56H23ZM32 58H30V60H31ZM61 59V58H60ZM65 60H66V62H67V59H66V57L64 58ZM88 58H86V59H84V60H87ZM91 59V58H90ZM108 59V60H107ZM116 60L115 61H118L117 60V58H115ZM135 59V58H134ZM134 59H132L133 61L132 62H134ZM191 59H193V58H190V60ZM203 59V58H202ZM14 59H13V62H16ZM27 60H29L28 58H27ZM39 60V61H38ZM69 60V59H68ZM77 60V59H76ZM94 60V59H93ZM110 60V62H107L108 64H110L111 65V63H113L112 61ZM136 60V59H135ZM189 60V61H190ZM194 60V59H193ZM204 60V59H203ZM206 60V59H205ZM209 60H210V58L208 59V62H209ZM212 60H215V59H212ZM238 60H239V58H238ZM4 61L5 60H3V61H1V64L2 63H4ZM35 61V62H34ZM71 61V60H70ZM73 61H74V59H73ZM78 61H79V59H78ZM87 61H89V63L91 62V65L93 64L92 63V61H90V60H87ZM120 61V60H119ZM198 61V60H197ZM201 61V60H200ZM261 61V60H260ZM9 61H7V63H8ZM21 62H23L22 60H21ZM20 62V63H21ZM49 62H51V61H49ZM48 62V63H49ZM101 62V63H102ZM121 62H122V59H121ZM131 62V61H130ZM129 62V63H130ZM131 62V63H132ZM135 62H137V61H135ZM134 62V63H135ZM183 62V61H182ZM193 62V61H192ZM199 62V61H198ZM202 62V61H201ZM200 62V63H201ZM206 62V61H205ZM210 62H211V60H210ZM216 62V61H215ZM229 62V61H228ZM264 62V60L260 63L259 62V64H262ZM10 63V62H9ZM20 63H18V64H20ZM72 63V62H71ZM74 63H75V61H74ZM73 63V64H74ZM89 63H88V65H89ZM104 63H106V62H104ZM103 63V64H104ZM106 63V65L108 66V64ZM115 63V62H114ZM113 63V64H114ZM120 63V62H119ZM119 63H117L118 65H119ZM123 63V62H122ZM121 63V66H123V64ZM138 63V62H137ZM187 63V62H186ZM185 63V64H186ZM197 63V62H196ZM196 63H191V64H193V66L196 64ZM204 62H202V64H203ZM231 63V62H230ZM241 63V62H240ZM17 64V66L19 67V65ZM22 64V63H21ZM29 64V63H28ZM51 64V63H50ZM66 64V63H65ZM76 64H78V63H76ZM83 64V63H82ZM86 64H87V62H86ZM102 64V65H103ZM128 64V63H127ZM136 64V63H135ZM180 64V63H179ZM183 64H184V62L182 63V66H183ZM188 64V66H189V64L190 63H187ZM190 64V65H191ZM199 64V63H198ZM208 64V63H207ZM206 64V65H207ZM217 64V63H216ZM258 64V65H259ZM4 65V64H3ZM2 65V66H3ZM16 65V64H15ZM15 65H14V67H15ZM60 65V64H59ZM70 65L71 64H69L67 67V70L66 71H70V70H68L69 69V67H70ZM85 65V64H84ZM91 65H89L88 66V68L90 69L91 68ZM96 65H101V64H99L98 62L96 63ZM116 65V64H115ZM118 65H116V66H118ZM125 65V64H124ZM201 65V64H200ZM200 65H198V66H200ZM205 65V66H206ZM211 65H213V64H211ZM210 65V66H211ZM227 65H229V63L227 64ZM231 65V64H230ZM229 65V66H230ZM233 65H234V63H233ZM233 65H231L232 67H233V69H234V66ZM1 66V65H0ZM10 66H12V64H10ZM28 65H26L25 66V68L27 67ZM86 66V65H85ZM93 66H95V64H93ZM92 66V67H93ZM106 66V67H107ZM114 66V65H113ZM113 66H112V68H113ZM120 65H119V67H121ZM126 66V65H125ZM131 66H133V65H131ZM181 66V67H182ZM186 66V65H185ZM184 66V67H185ZM197 66V67H198ZM226 66V65H225ZM236 66H238V65H236ZM239 66H241L240 64H239ZM246 66V67H247ZM257 66V65H256ZM20 67H22V66H20ZM29 67H31V66H29ZM58 67H60L59 69H61V65L60 66H58ZM124 67V66H123ZM123 67H121V68H114L115 70L114 71H116V76H118V79H126L127 78V75H128V71H129V66L128 67H126V68H128V69H123ZM149 67H150V65H149ZM178 67V66H177ZM190 67V66H189ZM209 67V66H208ZM218 67H220V65L218 66ZM245 67V68H246ZM259 67H261L260 65L257 67L258 68V70H259V72H252V70H251V72L252 73H248L246 76L244 75V73H243V76H244V79L242 78V79H239L241 76H239V78H238V75L239 74H235V77L236 78H232V80H230L231 81V83H230V93L229 94H227L226 93V95L224 94L225 92H228L227 91V89H226V91H224V93H222V94H224V95H222V96H224L223 98H219V99H213V97H209V96H207V97H205V101L204 102H206V101H210L209 103H203V104H205V106H201V103H202V101L204 100V99H202V97H199V95H198V98L196 97V96H194V94L191 92L190 94H189V92L188 91H191L190 89H188V85L186 86V84H185V82H184V84L185 85H181L180 84V78L178 79L179 80V82H178V80H173V78H172V80L171 79H169V82L166 84V85H162V81H160V82H158V78L159 77H161V75L157 78L156 77V79H157V81H155V79H154V81H153V79L151 80V81H153V83H152V85L151 86H149L146 90H145V92L143 93L144 94V96H145V102H144V106H142L141 105V109H145L141 114H140V112L138 113V114H136V116H139V115H142L143 113L144 114H146L147 113V115L150 117V116H152V117H154L153 115L154 114H156L157 115V110H159L160 108H164L165 107V109L166 110H164V113L162 114V113H158V115L159 114H162V115H159L158 117H159V123L160 124H162L163 122V124H165L166 125V129H167V132L165 133L164 131H163V134H161L162 136H163V139L164 140H167V141H170V143H169V147H174V146H176L177 144H179V143H181L182 141L181 140H179V139H177V140H173L175 137H177L178 135H179V133L181 132L179 129L181 128V125H182V123L183 122H186V119H188V118H186V115L185 114H190L191 112L190 111H193V112H196V113H199L200 114V118H199V116L198 117H194L195 119L197 118V120H198V118H199V121L200 122H202V123H200L199 121V129H197V130H200L199 132H200V135L202 136L201 138H204V140L202 139V141H204L203 143V146L201 145V147H205L208 151H207V154H208V157H206L207 159H203V163H201V162H199L198 164H196V161H195V164L194 165H191L190 164V166H189V168H188V170H186V168H184L183 170H185L184 172H182V171H180V172H182V173H179V171H178V174H179V176H177L178 178H179V181H178V183H176L177 185H176V187H174L175 186V183L173 182V180H168V176H166V177H168V178H165V174L164 175H162L164 178H163V180H165V179H167L166 180V182L167 183H169V187H171L172 188V193L174 194V191H176V190H181V193L182 194H180V198H177V199H175V201L176 202H178V206H179V208H178V206H177V210L179 211V210H182L183 209V206H182V204H184V202L186 201V199H188V196L189 197H191V195L194 197V198H196L197 197V195L200 193V194H202L203 196H204V194L208 197V198H212V199H214V200H219V199H221L220 201H225V199H223V198H225L226 197V195L228 194V195H231V196H233L235 199H232V201L231 200H229V201H226V202H228L227 204L228 205H230L231 203H234V206L237 208V210L239 211V206H247L248 205V207H246V209H248L247 211H246V209H243L242 207H240L242 210H245L246 211V213H245V215H243L242 217H244V218H239L240 220L239 221H242V219H245V217L247 218V213L249 212V215H252L253 216V218L252 219H254V215L255 216H257L259 213H260V211L262 212V211H264V194L262 193L263 192V190H264V135H258L257 134V136L256 137H254V138H252V139H245L244 138V136H243V131H247L246 129H247V126H249L250 124L252 125V121H254L255 122V120H257V121H261L262 122V124H264V63H263V68L262 69H260ZM11 68H13V66L12 67H10L9 68V71L10 70H13V69H11ZM17 68V67H16ZM15 68V69H16ZM24 68V69H25ZM111 68V67H110ZM186 68V67H185ZM194 68H195V66H194ZM203 68H205L204 66H203ZM202 68V69H203ZM225 68V67H224ZM228 68V69H227ZM229 68L230 67H226V71H228L229 72V74H232V72L231 71H229ZM238 69H239V67H237ZM241 68V67H240ZM245 68H244V70H245ZM255 68V67H254ZM1 69H2V67H1ZM0 69V82H1V78L3 77V76H5L8 72L6 71V74L4 73V71L3 70H1ZM8 69V68H7ZM54 69V68H53ZM65 69V68H64ZM64 69H62V70H64ZM71 69V68H70ZM93 69V68H92ZM91 69V70H92ZM181 69H183V68H181ZM187 70H188V67L186 68ZM192 69H193V67H192ZM192 69H189V70H192ZM196 69V68H195ZM218 69V68H217ZM222 69V68H221ZM242 69V68H241ZM251 69H253V67H251ZM90 70V71H91ZM101 70V69H100ZM178 70V69H177ZM194 70V69H193ZM197 70V69H196ZM247 70H248V68H247ZM246 70V71H247ZM23 71V70H22ZM25 71V70H24ZM24 71L22 72V74L24 73ZM28 71H30V70H28ZM28 71H26L27 73H28ZM179 71V70H178ZM200 71V70H199ZM206 71V70H205ZM208 71V70H207ZM239 71V70H238ZM242 71V70H241ZM249 71H250V69H249ZM33 72V71H32ZM60 72H62V71H59V73ZM70 72H72V73H74L73 71H70ZM95 72V71H94ZM98 72V71H97ZM183 72V71H182ZM182 72H181V75L184 77V76H186V74L187 73H189L188 71H187V73H185V72H183V74H182ZM193 73L192 74H194V71H192ZM202 72V71H201ZM201 72H198V76H200L201 78H202V75H199ZM231 72V73H230ZM12 73V72H11ZM10 73V77H8V79L9 78H11V74ZM16 76H17V72H13ZM26 73V74H27ZM33 73H35V71L33 72ZM37 73V72H36ZM35 73V74H36ZM41 73V72H40ZM65 73V72H64ZM99 73H101V71L99 72ZM99 73H97V74H99ZM184 73H185V75H184ZM197 73V72H196ZM236 73V72H235ZM241 73V72H240ZM247 73V72H246ZM5 74V75H4ZM20 74H21V70H20ZM22 74L21 75H19L20 77H22ZM29 74V73H28ZM63 74V73H62ZM90 76H85V73H84V76H82V77H86L87 78V80L89 79V81H90V79H92L93 78V76L92 75H95V74H93V73H88ZM104 74H106V73H104ZM177 74V73H176ZM180 74V73H179ZM189 74H191V72L189 73ZM188 74V75H189ZM206 74H209V73H206L205 72V75ZM234 74V73H233ZM14 75V77H16ZM33 75V74H32ZM66 75V74H65ZM69 75H72V74H69ZM69 75H67V76H69ZM77 75V74H76ZM103 75V74H102ZM102 75H98V77H100L101 78V76ZM107 75V74H106ZM111 75V74H110ZM204 75V74H203ZM241 75H242V73H241ZM34 76H37V75H34ZM40 76V75H39ZM45 76V75H44ZM43 76V77H44ZM58 76V75H57ZM63 76V75H62ZM92 76V77H91ZM96 76V75H95ZM103 76H105V75H103ZM176 76H178V74L176 75ZM196 78H198L197 77V75L195 74L194 75ZM194 76H191L192 78H194ZM231 76V75H230ZM229 76V77H230ZM41 77V76H40ZM64 77V76H63ZM62 77V78H63ZM80 77V76H79ZM78 77V78H79ZM88 77H91V78H88ZM97 77V76H96ZM112 77V76H111ZM165 77V76H164ZM179 77V76H178ZM19 78V77H18ZM35 78V77H34ZM75 78H76V76H75ZM77 78V79H78ZM84 78H83V80H84ZM85 78V79H86ZM106 78H109V77H106ZM105 78V79H106ZM114 78V75H113V77H112V79ZM117 78V77H116ZM6 78H4V80H5ZM41 79V78H40ZM58 79V78H57ZM60 79V78H59ZM68 79V78H67ZM69 79H70V76H69ZM77 79H76V81H77ZM82 79V78H81ZM102 80L104 79L103 77L101 78ZM166 79V78H165ZM165 79H164V81H165ZM185 79V78H184ZM187 79V78H186ZM190 79V78H189ZM204 80H205V78H203ZM231 79V78H230ZM54 80H55V77H54ZM53 80V81H54ZM79 81H82V80H80V79H78ZM93 80H96V81H98V84L100 83L101 84V81H99V79H97V78H93ZM91 81V83H93L94 81ZM150 80V79H149ZM160 80H161V78H160ZM166 80H168V78L166 79ZM171 80V81H170ZM183 80V79H182ZM188 80V79H187ZM198 80H199V78H198ZM86 81V80H85ZM112 81V80H111ZM201 81V80H200ZM5 82V81H4ZM56 82V80L54 81V83ZM58 82V81H57ZM60 82V81H59ZM78 82V81H77ZM189 82V81H188ZM187 82V83H188ZM193 82V81H192ZM192 82H189V83H192ZM50 83V82H49ZM69 83V82H68ZM85 83V82H84ZM86 83H87V81H86ZM85 83V84H86ZM90 83V82H89ZM97 83V82H96ZM111 83V82H110ZM150 83V84H151ZM164 83H166V81L164 82ZM188 83V84H189ZM88 84V83H87ZM94 84V83H93ZM126 84H129V82L128 83H126ZM196 84V83H195ZM205 84V83H204ZM47 85V84H46ZM76 85V84H75ZM81 85H83L84 86V84H81ZM4 86V85H3ZM3 86H1L0 85V117H3V115L4 114H7V113H9V112H11V114L13 115V116H15V113H16V115L17 114H20V112H19V109H17V106H16V108L14 107V108H12V109H10V106L13 104H11V102L8 100V95H7V92L3 89ZM73 87H74V85H72ZM77 86V88H78V86H80V84H78V85H76ZM75 86V87H76ZM89 86V85H88ZM91 86V85H90ZM100 86H102V85H100ZM128 86V85H127ZM192 86H194L193 85V83H192ZM196 86V85H195ZM198 86H200V85H198ZM228 86H229V84H228ZM81 87V86H80ZM85 87H87V86H85ZM41 88H43V87H41ZM40 88V89H41ZM47 88V87H46ZM45 88V89H46ZM56 88V87H55ZM76 88V89H77ZM84 88V87H83ZM91 88H93V87H91ZM94 88L96 89V86H94ZM101 88H102V92L101 91H99V93L96 95V97H94V95H92L93 96V98H92V105L94 104V106L98 109V111H97V114L94 112L95 111V109H93L94 111H93V113H89L87 110H90L91 109V107H90V109H88L87 108V106H89V105H91V102H89V101H87V102H85L84 101V103H81V104H79V105H82L81 107H83V111H85L86 110V108H87V112L90 114V115H92V117H94V115H95V117L94 118H96L95 120L97 121V122H99V123H97V122H95L96 124H99V129H97L96 127L94 128V129H97L98 130V136H100L102 133H104V129H102V128H104V127H106L105 128V131H106V133L110 130V132L112 131V129H116L115 128V126H116V123L114 124V121L116 120V121H118L117 120V118H119V113L117 112V109L118 108H120L121 106H122V104L124 103V96H122V93H124L126 90H124L123 92L121 91V92H119V91H117L115 88H113L111 85H108V84H105V82H104V85L102 86V87H100V88H97V89H100L101 90ZM127 88V87H126ZM196 88V87H195ZM219 89H220V87H218ZM217 88V89H218ZM87 89L89 90V88L87 87ZM96 89V90H97ZM43 90H44V88H43ZM65 90V91H64ZM72 90H75V89H72ZM72 90H70V91H72ZM77 90H79V89H77ZM94 90V89H93ZM193 90H196V89H194L193 88ZM209 90H210V88H209ZM212 90V89H211ZM46 91V90H45ZM54 91V90H53ZM69 91V88L67 89L66 87H62L61 89H60V92L58 93L59 95H61L63 92L67 95V98H68V96H70V95H72V92H70ZM80 91V90H79ZM90 91H92V90H90ZM213 91V90H212ZM216 92L218 91L219 92V90H215ZM32 92V91H31ZM81 92V91H80ZM83 92V91H82ZM81 92V93H82ZM87 92V91H86ZM94 92H96V91H94ZM48 93V92H47ZM51 93V92H50ZM92 94H93V92H91ZM100 93H102V95L100 94ZM34 93H32V94H30V95H32V96H34L33 95ZM65 94H64V96H65ZM77 94V93H76ZM75 94V95H76ZM80 94V93H79ZM78 94V95H79ZM84 95H82V97H85V93H83ZM87 94V93H86ZM102 96H100V95ZM78 95H76V96H78ZM90 95V94H89ZM176 95H178V97H179V95H180V99H181V101L180 100H178L179 98H176L177 96ZM61 96H63V95H61ZM80 96V95H79ZM87 97H88V95H86ZM59 98H60V96H58ZM71 97V96H70ZM81 97V96H80ZM89 97H91V96H89ZM88 97V98H89ZM27 98H28V95H27ZM62 98V97H61ZM65 98H66V96H65ZM64 98V99H65ZM142 98H144V97H142ZM199 98H201V99H199ZM203 98H204V96H203ZM52 99H57V96H55V98H54V96H53V98ZM63 99V100H64ZM76 99H78L77 97H76ZM76 99H75V101H76ZM84 99H87V98H84ZM90 100H91V98H89ZM198 99V100H197ZM235 99H240V100H242L243 102H245L246 103V105H243V106H241L240 107V105L238 106V105H236L237 107H233V105H231L233 102L232 101H234ZM30 100H31V98H30ZM35 100V99H34ZM70 100H72V99H69V101ZM83 100V99H82ZM117 101V105H116V103L115 102H113V103H115V105L113 106L112 105V101ZM128 100H130V99H128ZM180 101V102H178V101ZM25 101V100H24ZM33 101V100H32ZM37 101H39L38 99H37ZM58 101H60V100H58ZM81 101V100H80ZM132 101V100H131ZM141 101V100H140ZM193 101H195V103L193 102ZM34 102V101H33ZM32 102V103H33ZM73 102H74V99H73ZM83 102V101H82ZM88 102H89V104H88ZM193 102V103H192ZM31 103V102H30ZM61 103V102H60ZM192 103V104H191ZM57 104V103H56ZM62 104V103H61ZM68 104V103H67ZM76 104V103H75ZM134 104H136L135 106H137L138 105V103L137 102H135ZM142 104V103H141ZM202 104V105H203ZM27 105H28V103H27ZM70 105H72V104H70ZM242 105V104H241ZM13 106H15V105H13ZM13 106H11V107H13ZM60 106V105H59ZM19 107V106H18ZM30 111H29V113L27 114V117H28V119L30 118H41L42 116H44V115H48V116H50V117H54L53 119H58L57 120V122L55 123V121L54 120H52L54 123H55V125H58V126H60L59 124H63V126L65 127V130H64V132H66V133H68L69 132V130L70 129H72L71 127H70V125H71V122H72V117H71V115L73 114V112L75 111V109L73 108V106H72V108H70V107H68L67 105L65 106V104H62L60 107H58V106H52V104H51V107H54L55 109H56V107H58L59 109H60V111L61 112H63L62 114H61V116L59 115V113L57 112V111H55L53 108H51V109H49V108H47L48 106L46 105V104H44V102L42 103L41 101H39V102H34L33 104H31L30 105ZM78 107V106H77ZM80 107V106H79ZM144 107V108H143ZM187 107H189L190 108V110L188 111V113H186L185 112V110H187L188 108ZM176 108H177V110H176ZM134 109V108H133ZM184 110V112H185V114L183 113V112H178V110ZM9 110H11V111H9ZM76 110H79V108L77 109L76 108ZM92 110V109H91ZM90 110V111H91ZM129 110V109H128ZM138 110V109H137ZM163 110V109H162ZM174 112H173V111ZM59 111V112H60ZM102 111V112H101ZM145 111H146V113H145ZM161 111V110H160ZM171 111L173 112V113H171ZM18 112V113H17ZM87 112L86 113H84V114H87ZM92 112V111H91ZM162 112V111H161ZM72 113V114H71ZM95 113V114H94ZM133 114H132V116H135L134 114H135V110L132 112ZM207 113V114H206ZM10 114V113H9ZM8 114V115H9ZM23 114H25V113H23ZM80 113H78V117L77 118H79V117H82V116H80L79 115ZM101 114H105L104 115V117H102V118H105V119H102L101 118V116H103V115H101ZM127 114H128V112H127ZM198 114V115H199ZM22 115V114H21ZM70 115V116H69ZM89 115V116H90ZM129 115V114H128ZM127 115V116H128ZM192 114H190L189 116H191ZM77 116V115H76ZM132 116H130V117H132ZM188 116V115H187ZM91 117V116H90ZM157 117V118H158ZM255 117V118H254ZM15 118V117H14ZM76 117L74 116V119H75ZM87 118H88V116H87ZM86 118V119H87ZM94 118H93V120H94ZM156 118V117H155ZM189 118H192V117H189ZM16 119V118H15ZM29 119V120H30ZM33 119H31V120H33ZM82 120L83 119H85V118H81ZM80 119V120H81ZM85 119V120H86ZM201 119V120H200ZM16 120H18V118L16 119ZM41 120V119H40ZM50 120V119H49ZM88 120V119H87ZM94 120V121H95ZM151 120H152V118H151ZM167 120H168V122H167ZM192 120H193V118L191 119V122H192ZM1 121V120H0ZM20 121V120H19ZM52 121H50V122H52ZM78 121V120H77ZM188 121V120H187ZM256 121V122H257ZM21 122V121H20ZM44 122H46V120L44 121ZM91 122V121H90ZM193 122H194V120H193ZM192 122V123H193ZM196 122V121H195ZM198 122H196V123H194V125L191 123L190 125L192 126V127H195V124L197 125L198 124ZM15 123V122H14ZM30 123V122H29ZM40 123V122H39ZM41 123H43V122H41ZM92 123V122H91ZM94 123V122H93ZM92 123V124H93ZM95 123L93 124L94 126H95ZM187 123V122H186ZM190 123V122H189ZM244 123H247L246 125L244 124ZM188 124V123H187ZM187 124H185V125H187ZM202 124H204V125H206V128L204 129V128H202ZM258 124V123H257ZM2 126H3V124H1ZM25 125V124H24ZM37 125V124H36ZM42 125V124H41ZM189 125V124H188ZM243 125H245L246 126V128H243ZM260 126H261V124H259ZM5 126H6V124H5ZM8 126H10V125H8ZM26 126V125H25ZM28 126V125H27ZM29 126H30V124H29ZM28 126V127H29ZM52 126H54V124L52 125ZM93 126V127H94ZM104 126V127H103ZM191 126H189V127H191ZM7 127V126H6ZM24 127V126H23ZM40 127H43V125L42 126H40ZM55 127V126H54ZM90 127H92V126H90ZM113 127V128H112ZM182 127H184V128H189L188 126L187 127H185L184 126V124H183V126ZM197 127V126H196ZM250 127H252V126H250ZM254 127H256V126H254ZM253 127V128H254ZM3 129H5L6 130V128H4V127H2ZM8 128V127H7ZM12 128V127H11ZM32 128H33V126H32ZM56 128H57V126H56ZM70 128V129H69ZM88 128H89V125H88ZM88 128H87V130H88ZM179 128V129H178ZM57 129H59V128H57ZM81 128H79V130H80ZM183 129V128H182ZM181 129V130H182ZM259 129V128H258ZM33 130V129H32ZM50 130H52L53 131V129H50ZM77 130H78V128H77ZM76 129H75V131H77ZM86 130V131H87ZM93 129H89V131H91L90 133L93 135V132H95V131H92ZM97 130H96V132H97ZM158 130V129H157ZM197 130H194V131H197ZM257 130V129H256ZM256 130H254V131H256ZM260 130V129H259ZM57 131H60V130H57ZM62 131V130H61ZM71 131V130H70ZM73 131V130H72ZM72 131L71 132H69V133H71L72 134ZM114 132H115V130H113ZM8 132H10V131H8ZM47 132H50V133H53V132H51V131H47ZM46 132V133H47ZM63 132V131H62ZM61 132V134H64V133H62ZM81 132V131H80ZM82 132H83V130H82ZM159 133L160 132H162V130L161 131H158ZM251 132H253L252 130H250V133ZM260 132V131H259ZM14 133V132H13ZM54 133H55V135H54ZM53 133V135L54 136H58L57 134H56V132H54ZM65 133V134H66ZM68 133V135L69 136H72L71 137V139L73 140L72 141V143H71V146L70 145H67L66 143V145L67 146H69L68 148L69 149H71L72 151H74V153L76 152L77 153V151L78 150H81L82 149V145H83V141L79 138V135H78V131H77V133L75 132V134L73 133L72 135L71 134H69ZM84 133H85V129H84ZM89 133V132H88ZM254 133V132H253ZM255 133H257V132H255ZM254 133V134H255ZM262 133V132H261ZM87 134V132L85 133V135ZM96 134V133H95ZM95 134H94V136H95ZM4 135V134H3ZM46 136H47V134H45ZM49 136H47V137H49L50 139H52L51 138V136L52 135H50V134H48ZM104 135H106V134H104ZM104 135H101V136H104ZM110 135H112L113 136V134H110ZM139 135H140V133H139ZM252 135V134H251ZM256 135V134H255ZM9 136H10V134H9ZM12 136H14V135H12ZM64 136H66V135H64ZM44 136H42L41 138H43ZM47 137H45V138H47ZM53 137V136H52ZM66 137H68V136H66ZM95 137H97V136H95ZM114 137V136H113ZM179 137V136H178ZM177 137V138H178ZM190 137V136H189ZM192 137V136H191ZM191 137H190V139H191ZM3 137H1V139H2ZM7 138L8 137H6V140H7ZM27 138H29V137H27ZM34 138H36V137H31V140H33ZM49 138H47V139H49ZM55 138V137H54ZM57 138V137H56ZM63 138V137H62ZM70 138V137H69ZM201 138H200V140H201ZM17 139V138H16ZM26 139V138H25ZM30 139V138H29ZM37 139V138H36ZM190 139H188V141H186V143H188L189 142V140ZM10 140H13V138H11V136H10ZM10 140H9V142H10ZM42 140V139H41ZM58 140V139H57ZM67 140H70V139H67ZM14 141V140H13ZM13 141H11L12 143H13ZM19 141V140H18ZM18 141H16V142H18ZM46 141H48V140H46ZM64 141H66V140H64ZM6 142H8V141H6ZM10 142V143H11ZM15 142V143H16ZM20 142V141H19ZM44 142V141H43ZM50 142H52V141H50ZM54 142H55V139H54ZM54 142H52L53 144H51L50 146H46V147H42V146H45V145H40V147L42 148H40L41 149V154H42V156L39 158L37 155H36V157H33V158H35L34 160H35V163L34 164H36V166H38L37 168H40L39 170L37 169V168H35V170H34V172H32V171H26L25 169H24V167L27 165V163H29L28 165H30V163H32L33 164V162H31L32 161V158H28V153H23V152H25L24 150H26V149H23V148H21V149H23V151H20L19 150V153H17L16 151L14 152L15 153V156H17V157H19V156H21L22 155V153H23V155L24 154H27V155H25V156H27V158L28 159H31V160H28L27 159V161H24V162H20V163H24L23 164V170H22V164H21V166H20V169L22 170V171H26L25 173H27V174H29V176H27L28 178L31 176L32 177V175L31 174H35V171H36V169L38 170V171H40V170H43L42 172H45V175H46V171L48 172V169H49V166H48V163H46L47 161H46V157H45V155H47L48 153H46V152H44V151H52L51 153H53V152H55V155L54 156H59L60 154H58L57 155V152H58V146H57V143L58 142H60V141H58L57 143H54ZM63 142V141H62ZM10 143H9V148H12L11 146L12 145H10ZM15 143H13V146H15L16 144ZM49 143V142H48ZM70 143V142H69ZM200 144V142H195V144L197 145V144ZM29 144H31V143H29ZM37 144H39V143H37ZM140 144V143H139ZM150 144V143H149ZM149 144H147V143H145V146H147L148 147V145ZM191 144H192V142H191ZM194 144V145H195ZM34 145V146H33ZM59 145V144H58ZM180 145V144H179ZM179 145H177V146H179ZM186 145V144H185ZM205 145V146H204ZM38 147V145H36V144H32V147H34V148H36V147ZM60 146V145H59ZM153 146V145H152ZM188 145H186V147H187ZM198 146V145H197ZM196 146V147H197ZM31 147V146H30ZM61 147H63V146H61ZM61 147H60V149H61ZM65 148H66V146H64ZM141 147V146H140ZM150 147V146H149ZM148 147V148H149ZM154 147V146H153ZM190 147H192V148H195V147H193V145L192 146H190ZM8 148V149H9ZM14 148V147H13ZM19 148V147H18ZM34 148H31V149H34ZM66 149L67 150V152L69 151V149ZM141 148H146V147H141ZM151 148V147H150ZM178 150H179V148L178 147H176ZM202 148V149H203ZM204 148V149H205ZM15 149H17V147L15 146ZM20 149V148H19ZM36 149H38V148H36ZM147 149V148H146ZM145 149V150H146ZM152 149V148H151ZM176 149V150H177ZM10 150V149H9ZM13 150L14 149H12V152H10V154L11 153H13ZM18 150V149H17ZM62 150V149H61ZM60 150V151H61ZM134 150V149H133ZM136 150V149H135ZM135 150H134V152H133V154L134 153H136V155L135 156H137V152H135ZM138 150V149H137ZM178 150L176 151V152H178ZM193 150V149H192ZM197 150V149H196ZM62 151H65V150H62ZM71 151V152H72ZM132 151V150H131ZM149 151V150H148ZM194 151H195V149H194ZM204 151V150H203ZM206 151V150H205ZM28 152V151H27ZM70 152V151H69ZM140 152H142V151H140ZM151 152V151H150ZM153 152V151H152ZM151 152V153H152ZM154 152H156V151H154ZM21 153V154H20ZM75 153V154H76ZM143 153H144V151H143ZM159 154H160V151L158 152ZM166 153V152H165ZM178 153H180V151L178 152ZM178 153H176V154H178ZM16 154H19V155H16ZM36 154V153H35ZM63 154V153H62ZM65 154V153H64ZM70 153H68L67 155H69ZM74 154V155H75ZM78 154V153H77ZM139 154V153H138ZM141 154V153H140ZM149 154V153H148ZM169 154V156H170V154L171 153H168ZM175 154V153H174ZM176 154H175V156H174V158L176 157ZM183 154V153H182ZM12 155V154H11ZM30 155H32V153L30 154ZM29 155V157H32V156H30ZM34 155V154H33ZM40 155V154H39ZM49 155H50V153H49ZM66 155V156H67ZM84 154H80V155H76L75 156V158H77L76 160H78L79 161V159H78V157L79 156H81V160H83L84 159V156H83ZM88 155V154H87ZM130 155V154H129ZM14 156V155H13ZM14 156V157H15ZM62 156H64V155H62ZM65 156V157H66ZM73 156V155H72ZM71 156V157H72ZM172 156V155H171ZM38 157V158H37ZM45 157V158H44ZM70 157V158H71ZM74 157V156H73ZM86 157V156H85ZM9 158V157H8ZM10 158H12V157H10ZM16 158V157H15ZM15 158H13V160H16ZM23 159L25 158V157H22ZM90 158V157H89ZM178 158V157H177ZM198 158V157H197ZM2 159V158H1ZM17 159H19L20 160V157L19 158H17ZM23 159L21 160V161H23ZM73 158H71V160H72ZM92 159H94V158H92ZM91 158L88 160V163L86 162L85 163V160H87L86 158H85V160H84V162L83 163H85L84 165H82L81 164V166L79 167V168H77L76 166L78 165V163L79 162H81V161H79V162H75V164H76V170H78L79 171V173L81 174H83V175H86V176H89L87 179H88V183H89V181L90 182H94L93 184H96V183H98V184H96V186L95 187H99L100 185H101V182H99L102 178L104 179V182H108V184L109 183H111V182H109V180H111L112 179V177H113V175L112 174H110L109 176H105L106 175V173H105V175L103 174V170L102 169H98V170H95V168L93 169L92 168V162H94V160H92ZM199 159V158H198ZM201 159V158H200ZM249 159H252L251 160V164H253L256 168H257V170H258V173H259V176L258 175H256V176H258V177H260V179H259V181L257 182L258 183V185H259V189L258 190H256V188H253L254 187V185H256L253 181H252V183H251V185H250V183H249V185L251 186V188H253L254 190V193H252L251 192V188H250V186L249 185H244V184H242V182L238 179V176H237V166H236V163H238L240 160L241 161H243V160H245V161H247V160H249ZM4 159H2L1 161H3ZM33 160V161H34ZM92 160V161H91ZM205 160V161H204ZM11 161V160H10ZM73 161H74V159H73ZM72 161V162H73ZM187 162L189 161V159L188 160H186ZM192 161V160H191ZM70 162V161H69ZM116 162V161H115ZM184 163H186L185 162V159H184V161H183ZM248 163H249V161H247ZM247 162H245L246 164H247ZM8 163V162H7ZM20 163H19V161H18V163L16 162V163H9V164H13V166L15 165V166H17V165H20ZM65 163H66V161H65ZM71 163V162H70ZM114 163V162H113ZM190 163H192V162H190ZM241 163H243V162H241ZM244 163V164H245ZM0 164H2L1 162H0ZM6 164V163H5ZM8 164V165H9ZM26 164V165H25ZM31 164V165H32ZM33 164V165H34ZM74 164V163H73ZM189 163H187V165H188ZM244 165V166H248V165ZM7 165V164H6ZM25 165V166H24ZM27 165V166H28ZM79 165H80V163H79ZM113 165H116V163L115 164H113ZM113 165H112V167H113ZM12 167V165H11V167L12 168H15V169H18V168H16V167ZM27 166H26V168H27ZM56 166V165H55ZM54 166V171H56L55 170V167ZM68 166V165H67ZM66 166V167H67ZM71 166V165H70ZM2 167V166H1ZM10 167V166H9ZM18 167V166H17ZM30 167H33V166H30ZM29 167V168H30ZM59 167V166H58ZM115 167V166H114ZM4 168H6V167H2V169L3 170H8L9 171V169H4ZM11 168V169H12ZM68 168V167H67ZM99 168V167H98ZM20 169H19V171H20ZM28 169V168H27ZM182 169V168H181ZM180 169V170H181ZM240 168H238V170H239ZM246 169H248V168H246ZM45 170V171H44ZM50 170V169H49ZM53 170H50V172H54ZM61 170V169H60ZM71 170V169H70ZM93 170H94V172H93ZM241 170V169H240ZM243 170V169H242ZM69 171V170H68ZM244 171V170H243ZM6 172V171H5ZM11 172H13V171H11ZM15 172V171H14ZM32 172V173H31ZM57 172H58V174H60L59 173V171H56V173H55V175L57 174ZM75 172V171H74ZM77 172V171H76ZM119 172V171H118ZM127 172V171H126ZM8 173V172H7ZM24 173V172H23ZM23 173L22 174H19L20 176H18V177H21V175H22V182H24L23 181ZM62 173V172H61ZM70 173H73V172H70ZM120 173V172H119ZM175 173V175L177 174L176 172H174ZM257 173V174H258ZM13 174H16V173H13ZM40 174H44V173H40ZM48 174H50L49 172H48ZM52 174V173H51ZM57 174V176H59L60 177V175H58ZM64 174V173H63ZM66 174V173H65ZM74 174V173H73ZM78 173H76V175H77ZM128 174H129V172H128ZM177 174V175H178ZM25 175V174H24ZM36 175H38V176H40L39 175V173L37 172V174ZM53 175L54 174H52V175H50L51 177H53ZM68 175V174H67ZM104 175V176H103ZM117 175V174H116ZM116 175H114V178H115V176ZM125 175H127V174H125ZM159 175H161V174H159ZM169 175V174H168ZM11 176V175H10ZM10 176H8V177H10ZM38 176H36V178H39V180L40 179H43V178H41V177H43V176H40V177H38ZM62 176V175H61ZM70 176V175H69ZM72 176V175H71ZM71 176L68 178V179H61V178H59V180H58V182H57V180H55L54 182H53V184H49L50 186H52V191L48 194V196H45V197H43L44 198V201H42V202H44L45 204H47V202H50V206L49 205H46L45 207H44V211H45V215L42 213V215H44L46 218H47V223H46V225L44 224L45 222H43V223H40V224H43L42 226H40V224L39 225H36L35 224V222H36V220H34V218H33V220L34 221H32V219H31V221H27L26 222V219H27V217H29L28 215H27V217L25 216L26 214H24V212L25 211H22V210H20L19 211V209L20 208H18V214L20 215V217H21V222L23 223L24 222V224L23 225H21V226H19V227H17V228H10V230H12V231H10L9 229H8V231L9 232H5L6 231V229L5 230H3V228H4V226L8 223V221L11 219V217H13V215H14V213H15V211H17L16 210V208L18 207V206H16V203H17V201H20L19 200V198H18V200H17V198L15 199V196L13 197L12 196V198H14L13 200L16 202V203H14V201H12L11 199H9V200H7V199H5L6 198V196H5V194H6V192H10V190L9 191H6V189H7V187L5 188L4 186H7L8 184H11L10 183V181L8 182V181H6L7 183H3V185H2V189H4L5 191H1L0 190V192L1 193H3V195L5 196V197H3L2 198V194L0 193V195H1V197L0 198H2V199H0V243H2L4 240H8V242H9V246H7V245H5L6 247H9L10 249H11V247L13 248L12 250H9L8 248H7V250L9 251V253H10V256H11V258H10V260H9V262H7L8 264H152L151 263V261H153V259H158L159 261H158V263L159 264H175V262H176V264H178L177 263V261L179 262V261H181V264H235V263H233L232 261H234V256H235V254H236V252H235V254L233 253V251L232 250H234L235 248H233V246H234V242L236 241H234V239H233V236H232V232L235 230L236 231V229H238L234 224H238L239 223V221L237 222V218L236 217H234V216H229V217H233V218H236V219H233V221H235L236 220V222H234V223H232L233 221H231L232 219H228L227 218V220H226V217L225 216H227V215H224V217H225V219L224 220H220L219 218V220H220V222L218 223V224H215L214 223V221H216V219L213 221V218H214V216H212L213 218H209L208 217V208L207 207H204V206H207L206 205V203L205 204H203L204 206L203 207H201L200 209L199 208H197V209H199L200 211H196V212H199V214H196V215H199V218H198V216H197V220H196V222H198L197 223V225H195L196 223H194L193 221H192V219H191V223H193V225H194V227H195V229H194V227H192L193 229H194V231H189L188 229H190L191 230V225H190V221L188 222L189 223V228L187 229L186 227V229L189 231L188 232V234L186 233V235H185V233H182L181 234V232H186V229L183 231H180L179 233L181 234V235H183L182 237H183V239H178L179 238V236H178V238H177V236H176V234H177V232L179 231H177V229H176V234L175 233H173V230H172V234H168L170 237H168V236H166L167 238H168V241L170 242H166V241H164V239L162 240V239H160V237H156L155 238V236H157L158 234H164V233H160V232H158L155 236H154V238H152V239H154L153 241H154V252H152V253H143L142 251H141V249H140V244H139V242H140V240H135V238H137V236H138V234H139V232L137 231V229H134L133 228V226L131 227V228H133V229H124V228H121V227H118V226H116L114 223H112V221H111V219H112V217L110 216V215H108V213H112L111 212V209H114L113 207L115 206V205H111V201L109 202V204L111 205V207H110V205L107 207L108 209H109V212H107V213H103V212H100V213H103V214H105V215H103V216H106V214L108 215L107 217H103L102 215L100 216V215H98V217H93V219L92 220H90V216L89 217H87V219L89 218V220H88V223L89 224H91L93 227H94V232H95V234H96V239L94 240V241H92V240H90L89 238H87V240L88 241H86L85 240V238L83 237H81V235H80V233H78L79 234V236L80 237H78V235L77 236H74L75 238H70V239H68L69 238V234H67V232H64L63 233V231H66V228L68 227V226H70V225H77V224H83L84 223V221L82 222V220H79L78 218H80V217H78L77 219H76V215L77 214H75V213H73V204L70 202V195L72 194V192H73V190H74V188H75V184H77L79 181H81V180H78V181H76V178L78 179V177H75V181L74 180H72V179H74V178H72L71 179ZM74 176V175H73ZM72 176V177H73ZM78 176V175H77ZM5 177V176H4ZM12 177V176H11ZM10 177V178H11ZM25 177V176H24ZM30 177V178H31ZM56 176H54V178H55ZM68 177V176H67ZM120 177V176H119ZM160 177V176H159ZM158 177V178H159ZM172 176H170V178H171ZM7 178V177H6ZM5 178V179H6ZM26 178V177H25ZM24 178V180H26ZM47 178H50L49 177V175H48V177ZM57 178V177H56ZM125 178V177H124ZM161 179H162V177H160ZM177 178V179H178ZM4 179V180H5ZM12 179H13V177H12ZM17 179H19V178H16L15 180H17ZM34 179H35V177H34ZM33 178H32V180H34ZM45 179V182H47V180H46V178H44ZM58 179V178H57ZM69 179H71L72 181H74L75 183H73V185L72 186H68L69 184H70V182H72L71 180H70V182L68 181ZM122 179V178H121ZM161 179H160V182H162L161 181ZM14 180V179H13ZM12 180V181H13ZM31 180V179H30ZM31 180V181H32ZM38 180V179H37ZM132 180V179H131ZM130 180V181H131ZM152 181V183L156 180H153V179H151ZM11 181V182H12ZM146 181H148V182H150V179L148 178V179H146ZM157 181V180H156ZM159 181V180H158ZM176 181V180H175ZM22 182H21V184H22ZM33 182V181H32ZM40 182V181H39ZM44 182V181H43ZM50 182H51V179H50ZM83 182V181H82ZM87 182H83V183H85V184H87ZM147 183L148 185H149V188H150V185H152V183ZM165 182V183H166ZM177 182V181H176ZM13 183V182H12ZM17 183V182H16ZM48 183V182H47ZM67 183H69V184H67ZM99 183H100V185H99ZM157 184V182H154L153 184ZM162 183H164V181L162 182ZM162 183H159V184H162ZM5 184V185H4ZM7 184V185H6ZM19 184V186H20V183H18ZM18 184H16L17 185V187H18ZM26 183H24V185H25ZM32 184V183H31ZM31 184H29V187H30V185ZM38 184V183H37ZM93 184H91V186L93 185ZM104 183L102 182V185H103ZM108 184H106V185H108ZM247 184H248V182H247ZM23 185V184H22ZM23 185V186H24ZM26 185H28V183L26 184ZM34 185H35V183H34ZM34 185H31V186H34ZM42 185V184H41ZM79 185V184H78ZM97 185H99V186H97ZM101 185V186H102ZM105 185V184H104ZM117 185V184H116ZM38 186V185H37ZM100 186V188H102ZM119 186H121V185H119ZM153 186V185H152ZM160 186H162V185H160ZM164 186V185H163ZM162 186V187H163ZM253 186V187H252ZM22 187V186H21ZM21 187H19V188H21ZM28 187V186H27ZM39 187H40V185H39ZM43 187H44V185H43ZM90 187V186H89ZM128 187V186H127ZM155 187V186H154ZM157 187H159V186H157ZM156 187V188H157ZM9 188V187H8ZM16 188V187H15ZM19 188H17V190L19 189ZM23 188V187H22ZM21 188V189H22ZM35 188H37V187H35ZM45 188V187H44ZM99 188V189H100ZM124 188V187H123ZM125 188H126V186H125ZM148 188V189H149ZM170 188V189H171ZM20 189V190H21ZM24 189V188H23ZM22 189V190H23ZM27 189V188H26ZM98 189V190H99ZM128 189V188H127ZM152 189H153V187H152ZM160 189H161V187H160ZM30 190V189H29ZM28 190V193L31 191H29ZM37 190H40V188L39 189H37ZM96 190H97V188H96ZM95 190V191H96ZM120 190H123L122 189V186H121V189ZM135 190V189H134ZM141 190V189H140ZM143 190H145L144 192H146L147 190H146V187L144 186V188L142 189V191ZM156 190V189H155ZM158 190V189H157ZM157 190L156 191H153V192H150V193H153V195L155 194V196H156V193H154V192H157ZM162 190V189H161ZM174 190V191H173ZM256 190V191H255ZM25 191V190H24ZM141 191V192H142ZM150 191H151V189H150ZM163 191V190H162ZM169 192H171V190H168ZM168 191H166V193L168 192ZM240 191H244V194H242L243 192H240ZM12 192V191H11ZM17 191H14V192H12V195H14V193H16ZM18 192H20L21 193V196H22V192L23 191H18ZM25 192H27V191H25ZM148 192V191H147ZM146 192V193H147ZM163 192H165V191H163ZM5 193V194H4ZM30 193H32V192H30ZM38 193H39V191H38ZM162 192H160V194H161ZM180 193V192H179ZM194 193H198V194H194ZM240 193V194H239ZM11 194V193H10ZM23 194H25V193H23ZM34 194V193H33ZM43 195L44 196V194L43 193H40V195ZM98 194H100V193H98ZM106 195H107V193H105ZM115 194V193H114ZM140 195H142L143 196V194H145V193H139ZM170 194V193H169ZM169 194H168V196H169ZM175 194H177V193H175ZM241 194H242V196H241ZM9 195V194H8ZM16 195H17V197H18V194L16 193ZM26 196L28 195L27 193L25 194ZM37 195V194H36ZM93 195V194H92ZM96 196H98L97 194H95ZM104 194L102 193V195H99L100 196V198L103 196ZM111 195V194H110ZM159 195V192L157 193V196ZM202 195H200V197H202ZM20 196V197H21ZM24 196V195H23ZM34 196H35V194H34ZM38 196H39V194H38ZM98 196V197H99ZM150 196H152V195H150ZM171 196H173V195H171ZM11 197V196H10ZM25 197V196H24ZM30 197V196H29ZM98 197H95L94 196V198H98ZM108 198H105V199H110V196H107ZM114 197V196H113ZM153 197V196H152ZM176 197V196H175ZM174 197V198H175ZM178 197V196H177ZM26 198V197H25ZM25 198H23L22 200L24 201V199ZM31 198V197H30ZM38 197H36L35 199H37ZM42 198V196H40V201H41V199H43ZM92 198V197H91ZM94 198H92V199H94ZM103 199H104V196L102 197ZM101 198V199H102ZM141 198V197H140ZM150 198V197H149ZM28 199V198H27ZM105 199L103 200V201H105ZM141 199H144V198H141ZM145 199H148V198H145ZM11 200V201H10ZM29 200V199H28ZM38 200V199H37ZM96 200V199H95ZM100 200V199H99ZM98 199H97V201H99ZM114 200V199H113ZM121 200V199H120ZM102 201V200H101ZM108 201V200H107ZM143 201V200H142ZM149 201V200H148ZM223 201V202H224ZM27 202H31V201H27ZM26 202V203H27ZM36 202V201H35ZM38 202V201H37ZM113 202V201H112ZM114 202H115V200H114ZM121 202H123V201H121ZM140 201H138V203H139ZM25 203V202H24ZM108 203V202H107ZM144 203H145V201H144ZM149 203V202H148ZM255 203V205L253 206L252 204H254ZM17 204H20V202L19 203H17ZM21 204H22V202H21ZM20 204V205H21ZM28 204V203H27ZM26 204V205H27ZM96 204V203H95ZM100 204H102V203H100ZM143 204V202L141 203V204H139V205H142ZM176 204V203H175ZM175 204L173 203V205H174V207H175ZM181 204V205H180ZM195 203H193V205H194ZM218 203H216L215 204V206H216V209H218L221 205V207L223 208V204H222V202H221V205H220V203L217 205ZM25 205V204H24ZM29 206H31L30 204H28ZM27 205V206H28ZM172 205V206H173ZM196 206H198L199 207V205H197V204H195ZM194 205V206H195ZM220 205V206H219ZM43 206V205H42ZM92 206V205H91ZM99 208H102L101 210H104V208H105V206H100L99 204L97 205ZM113 206V207H112ZM193 206V207H194ZM217 206H219L218 208H217ZM21 207V206H20ZM23 207V206H22ZM25 207V206H24ZM39 207H41V206H38V208ZM95 207V206H94ZM94 207H91V208H94ZM143 207V206H142ZM220 207V208H221ZM244 207V208H245ZM30 208L31 207H29V208H27V207H25V209H27L26 211H27V213L29 214V210H30ZM42 208V207H41ZM40 208V209H41ZM96 208V207H95ZM111 208V209H110ZM173 208V207H172ZM171 208V209H172ZM195 208V207H194ZM195 208V209H196ZM219 208V209H220ZM97 209V208H96ZM95 209V210H96ZM107 209V210H108ZM170 209V210H171ZM174 209V208H173ZM173 209H172V211H173ZM92 210H94V209H92ZM169 210V211H170ZM176 209H174V211H175ZM176 210V211H177ZM29 211V212H28ZM97 211H100V209H98ZM104 211H106V210H104ZM147 211V210H146ZM146 211H145V213H146ZM217 211V210H216ZM219 211V210H218ZM244 211V212H245ZM41 212H42V210H41ZM96 212V211H95ZM94 212V213H95ZM148 212V211H147ZM162 212H165L164 213V215H167V213L168 212H166V210L164 209ZM171 212V211H170ZM170 212H169V214H170ZM179 212H181V213H183L184 211L182 210V211H179ZM220 213H219V215L221 214V211H219ZM257 212H259V213H257ZM93 213V212H92ZM91 213V214H92ZM100 213H98V214H100ZM119 213V212H118ZM144 213V214H145ZM155 213H159V212H155ZM154 213V214H155ZM194 213V212H193ZM240 214H241V211L239 212ZM239 213L237 214V215H239ZM264 213V212H263ZM31 214V213H30ZM85 214V213H84ZM90 214V213H89ZM143 214V215H144ZM176 214V213H175ZM178 214V216L179 217H181V216H183V215H179V213H177ZM223 214H225V213H223ZM230 214V213H229ZM232 214L234 215L235 213L234 212H232ZM35 215H38V214H36L35 213ZM78 215H79V213H78ZM81 216H83L82 214H80ZM79 215V216H80ZM146 215H148V214H146ZM145 215V216H146ZM160 215V214H159ZM162 215V214H161ZM193 215V214H192ZM191 215V217H193ZM217 215H218V213H217ZM216 215V216H217ZM219 215H218V217H219ZM43 216V217H44ZM97 216V215H96ZM152 216V215H151ZM151 216H149L148 215V217H151ZM251 216V217H252ZM259 216H261L260 214H259ZM44 217V218H45ZM162 217V216H161ZM171 217V216H170ZM196 217V216H195ZM211 217V216H210ZM221 217V216H220ZM223 216L221 217V218H224ZM237 217H239V216H237ZM250 217V216H249ZM250 217V218H251ZM263 217H264V215H263ZM263 217H261V218H263ZM82 218V217H81ZM182 219H183V217H181ZM188 218V217H187ZM216 218V217H215ZM30 219V218H29ZM39 219H41V218H39ZM85 218H83V220H84ZM86 219V220H87ZM196 219V218H195ZM38 220V219H37ZM43 220H45V219H42V221ZM85 220V223L87 222ZM124 220V219H123ZM122 220V221H123ZM187 220V219H186ZM219 220H217V221H219ZM263 220H264V218H263ZM262 220V221H263ZM125 221V220H124ZM245 221H247V219H245L243 222H245ZM185 222V221H184ZM38 223H39V220H38ZM181 223H183V221L181 222ZM186 223V222H185ZM248 223H249V221H248ZM263 224H264V222H262ZM87 224V223H86ZM154 224V223H153ZM161 224V223H160ZM241 224H242V222H241ZM241 224L239 225V226H241ZM88 225V224H87ZM131 225V224H130ZM133 225V224H132ZM155 225V224H154ZM159 225V224H158ZM162 225V224H161ZM161 225H159L160 227H161ZM179 225H181V224H179ZM192 225V226H193ZM213 225H214V228H211V227H213ZM123 226V225H122ZM127 226V225H126ZM158 226V227H159ZM186 226H187V223H186ZM243 227H245L244 225H242ZM241 226V227H242ZM12 227V226H11ZM14 227V226H13ZM124 227V226H123ZM129 227V226H128ZM136 227V226H135ZM152 227H153V225H152ZM178 227V226H177ZM55 228H60V230H61V228L62 229H64V230H62V231H59L60 233L58 234V236L61 238H58V240H53V242L55 243V244H60L61 246H62V249H64V253H62V254H60V252L58 253V252H55V250L53 251L52 250V252L51 251H49V250H47V248H46V246H44V243H47V242H49L50 241V239H51V231L53 230V229H55ZM157 228V227H156ZM162 228V227H161ZM212 229L214 230V231H212ZM244 229V228H243ZM243 229H241V230H243ZM142 230V229H141ZM159 229H157V231H158ZM14 231H15V233H14ZM145 231V230H144ZM156 231V230H155ZM154 231V232H155ZM156 231V232H157ZM163 231V230H162ZM143 232V231H142ZM146 232V231H145ZM163 232H166V231H163ZM167 232H168V230H167ZM170 232V231H169ZM168 232V233H169ZM175 232V231H174ZM236 232H239L238 230L236 231ZM248 232V231H247ZM133 233L135 234V235H133ZM140 233H141V231H140ZM244 232L243 231H241V234H243ZM70 234H72L73 235V233L71 232ZM174 234V235H173ZM240 234V233H239ZM246 234V233H245ZM165 235H166V233H165ZM249 236V235H248ZM264 236V235H263ZM263 236H260L261 238H264ZM77 237V238H76ZM131 237V238H130ZM261 238L259 239V242H258V244H257V247H258V250L260 251V250H262V248H264V243L263 244H260V242L261 241H264V240H261ZM139 239H140V236H139ZM83 240H85L86 242L83 244L82 243V241ZM170 240H173V241H170ZM184 240V242H186V243H188V245L190 246L189 248L188 247H186L187 245H186V243H185V245H184V243H181L182 241ZM251 240V239H250ZM249 240V241H250ZM152 241V242H153ZM181 241V242H180ZM234 241V242H233ZM244 241V240H243ZM246 241H248V240H246ZM245 241V242H246ZM248 241V242H249ZM252 241V240H251ZM254 242H255V240H254ZM252 243V245H254V244H256L257 243V240H256V242L255 243ZM7 243V242H6ZM5 243V244H6ZM167 243H169V244H167ZM81 244H83V245H81ZM182 244L184 245V247L182 246ZM79 245H81V246H79ZM248 245V244H247ZM250 245V244H249ZM261 245V246H260ZM18 246H21L22 248V250H23V254H22V256H20L21 254H17V253H19V252H16V250H19V248H18ZM18 249H17V248ZM146 247V246H145ZM253 247V246H252ZM1 248V247H0ZM190 248L192 249V255L191 256H187V254L189 253V251H188V249L190 250ZM233 248V249H232ZM1 249H3V248H1ZM4 249H5V247H4ZM21 249H20V251H21ZM59 250V249H58ZM264 250V249H263ZM262 250V251H263ZM2 251V250H1ZM0 251V252H1ZM59 251H61V249L59 250ZM4 253L6 252V251H3ZM190 252V253H191ZM2 253V252H1ZM1 253H0V258H1V256L2 255H4V253H2V255H1ZM24 253H25V255H24ZM234 255H233V254ZM7 254V252L5 253V255ZM9 255V254H8ZM237 255V254H236ZM7 256V255H6ZM6 256H3L4 257V259L3 260H5V258H8V257H10V256H8V257H6ZM264 257V256H263ZM2 259H0V261L2 260ZM261 259V258H260ZM7 260V259H6ZM5 260V261H6ZM258 260H259V258H258ZM264 260V259H263ZM262 260V261H263ZM4 261V263H3V261H1L3 264H7L6 262ZM261 261V262H262ZM235 262V261H234ZM237 262V261H236ZM253 262V261H252ZM251 262V263H252ZM258 262H260V261H258ZM2 263H0V264H2ZM251 263H249V264H251ZM180 264V263H179ZM254 264V263H253ZM256 264V263H255ZM258 264H260V263H258Z\"/></svg>",
    "mask_w": 264,
    "mask_h": 264
},
{
    "label": "snow or ice",
    "instance_id": "snow-or-ice-1",
    "mask_svg": "<svg viewBox=\"0 0 264 264\" xmlns=\"http://www.w3.org/2000/svg\"><path fill=\"white\" fill-rule=\"evenodd\" d=\"M133 235H135V234L133 233Z\"/></svg>",
    "mask_w": 264,
    "mask_h": 264
},
{
    "label": "clouds",
    "instance_id": "clouds-1",
    "mask_svg": "<svg viewBox=\"0 0 264 264\" xmlns=\"http://www.w3.org/2000/svg\"><path fill=\"white\" fill-rule=\"evenodd\" d=\"M131 238V237H130Z\"/></svg>",
    "mask_w": 264,
    "mask_h": 264
}]
</instances>
